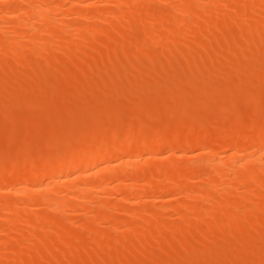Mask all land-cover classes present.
I'll use <instances>...</instances> for the list:
<instances>
[{
	"label": "rangeland",
	"instance_id": "374dc122",
	"mask_svg": "<svg viewBox=\"0 0 264 264\" xmlns=\"http://www.w3.org/2000/svg\"><path fill=\"white\" fill-rule=\"evenodd\" d=\"M60 0H53V4L54 5H56V4H60V5H62L61 7H62V12L60 11V10H55V12L54 13H50L49 15L54 19V20H52L53 21V25H54V23L55 22H57V20L59 21L60 19V23L61 22H66V23H68V25L66 26V29H62V30H65V31H63V32H65V33H63L62 32V30H58V31H56L57 33L59 32V34H58V36L60 35V38L58 37H56L55 38V36H51V35H55V32L54 33H52L51 31H50V33H48V31H45V30H43L44 32H41V33H43L42 35L43 36H41V37H43L44 38V40L45 41H49L48 42V45H46V47L45 48H47V47H49L50 48V46L52 47H54L55 49H56V51L55 50H53V47L52 48H50V51H51V54L50 55H52V56H55L56 57V55H58L59 57H60V60L58 61H56V60H54V62L55 63H53V61H52V64L51 65H48V64H50V62L48 63V62H46L45 60H46V58H45V60L44 59H42V58H39V57H27L28 55L27 54H25V56L26 57H23L22 55H20V56H17V54H12V55H1L0 54V80L5 76L6 77V75L5 74H7V73H9V74H12V73H23V74H25V72H28V74H30L31 72V70H33L36 66H39L40 67V69H41V71L42 70H44V73H45V76H47L48 78H46V80H41L40 78H38V77H35V76H33V75H31V80H29V81H27V83L26 84H22V85H18V86H16L15 87V85H16V83H15V81L13 82V80H12V82L13 83H15V85H14V87H12V88H10L9 86H8V84H10V83H12V82H7L6 83V86H8L9 87V91H7V93H2V92H4V91H2V92H0V93H2V95L0 94V199H2L3 201H7L8 202V200H9V202L10 201H12L13 203L14 202H16L15 204H16V206H18L19 208L18 209H20V210H22V209H24L25 207H27V205H30V203L29 202H27L26 200H28L29 198L31 199V198H34L35 197V199H32L33 200V202H32V205H30V206H28V208H27V210L25 211V210H23L24 212H20V210H17V208H16V210L17 211H14L15 210V208L14 207H16L14 204V209L12 210V208L11 207H9V208H11V210L10 209H8L7 207H6V209H5V207L4 208H0V228H1V226L3 227V225H7V226H5L4 227V229H7L8 228V225H10L9 223H11L12 225L11 226H14V227H16V230L14 229V231L13 230H11V232H14L13 234H17L16 236H20V231L18 232V229L20 230L21 229V232H24V230H25V228H26V230L28 229V228H30V229H35V230H32V231H34L33 233H36V232H38V233H36L35 235L36 236H40V237H42L40 234H42L41 232L39 233V230H40V228H39V230H37L36 231V228L34 227V226H32V225H36V224H38V223H35V221L34 220H30V218H32V215L35 217L34 219L36 220V218H37V220L39 221V222H41L40 220H41V218L40 217H42V216H44V214H46L47 212H50L49 210L51 209H49L48 208V206H50L48 203H46V201H45V203H44V200H43V196H45V195H47V196H49V195H52L53 193L52 192H49V193H47V191H50V190H48V187L50 186V184H52L53 183V180L51 181V179H50V177H45L44 178V180H40L41 182L43 181V184H44V186L42 185V187L41 186H39L38 187V190L36 191H30V196L28 197V196H23V194L21 193L22 192V189L26 186V182L25 181H23L22 180V176H20L19 174H17V173H15V172H18V173H21L22 175H23V173L25 174V172L24 171H26L27 173L29 172V171H27L29 168H33V166H34V169L40 164V163H42V162H44L43 160H42V162H41V158H43L44 156L46 157L47 156V158H45L46 160L49 158V161H51V160H55V159H57V156H59L60 154H62L63 156L64 155H68L69 153H72L73 151L75 152L76 150H81V148L83 149V148H85L86 146H89V145H91L92 143L93 144H95L96 145V143H95V141L96 142H98L99 141V143H101V142H107V141H110V143L111 142H113V141H117L119 138H120V136H121V134H122V136H124L123 135V132H124V130L126 131L125 133H129V134H131V137L130 138H128V140H132V139H134V138H136V137H138V136H135V133H137V132H145V133H148L149 134V132H150V135L152 134V133H156V134H160V135H155V137L153 136V139H156L157 137L156 136H158V138H159V136L160 137H162L161 139L163 140V142H159V145H161V146H159V147H157V148H155V149H144V148H142L141 150H140V148L137 150V153L136 154H138V155H141V156H143L142 157V159L141 160H143V162H144V159L145 160H148V165H146V166H144L142 169H140V173L139 174H142V175H138V179H139V183H138V180L136 181V186H139V184H141L142 185V183L143 184H145V183H153V181L156 179V180H158L159 178L158 177H161V175H158V172H160V170L162 169V168H164L165 166H167V165H169V164H171L173 161H179L180 160V162L183 164V165H185V163H186V165L184 166V167H186V166H189L190 168H194V166H196L197 165V163L196 162H198V164H199V161L201 162L203 159H205V157L207 156L206 154H207V152H208V150H212V152L213 151H215V152H217L218 153V155H219V151H222L220 154H221V156H219V157H222V160L224 159H226L227 158V156L228 155H230V153L232 152V150H230L229 149V147L228 146H225V140H226V138L227 139H231L232 137H234L235 138V140H237V142L239 143H241L242 144V142H243V136H248V135H246L247 133L249 134L250 132H251V134H252V132H253V130L254 129H258L259 130V128H262L263 126H264V62L263 63H261V62H258V60H257V62L255 61V60H253L254 58L253 57H255L257 54H259V52L256 54V51H254V46H250V48H254L253 50H251V52L250 51H245V54L243 55V56H245L247 53V55H246V58H247V60H246V58L244 57H242V55H240L241 57H242V59H240V58H237L236 59V49H235V47H233L234 46V44H236L235 46H237L238 44H242V43H245V41L246 40H250L252 37H253V35H254V37L252 38V40L251 41H255L256 42V40H262V39H264V25H263V23L262 22H264L263 20H264V16H263V18H261L262 16H261V14H263V13H260V12H264V10H261L259 13L260 14H258V16H257V18H259V24H258V29H256L257 31H259V29L261 30V31H259V32H257L256 30V34H254V31H253V33L251 34V33H249V32H247L246 33V31H244V28H242V27H240V29H243L242 31H244V33H242V31L239 29H234V28H239V27H232V26H240V25H243V27L245 26L244 24L247 22V19L245 18H243L242 19V17H238L237 15H238V12H236V11H239V9H236V7L238 8V7H240L241 6V4H240V6L238 5V3L237 4H235V2H233V4L231 3H228L227 2V4L226 5H230V7L232 8V7H234L235 6V8H232V9H230V7L228 6V8L227 7H225V8H227V9H225V11H221L220 13H218V12H216L217 11V9H216V7L213 9L212 7H213V5H212V3L210 2L211 0H196L197 1V4H196V6L200 9H198L197 8V12H199V11H201V10H203L204 11V9L207 11H201V13L199 12V15L200 16H198V14H197V16H196V18H194V19H197L196 21L193 19H191L190 21L192 22V26L190 25V21H189V24H188V26H187V24L186 25H183V24H178V26H179V31H180V33L178 32H176L177 34H175V31H176V29L177 28H175L176 26H174L173 25V22L171 23V21L169 22H167L166 23V19H163L162 17H160L161 18V20H164L165 21V23H163L162 24V22H164V21H162V22H160L161 20H159V16H163V15H161V14H159L158 12H156V11H158V10H156V9H159V8H163V7H167V8H169V7H171V6H167V3L168 2H170L171 0H168V1H166L165 2V0L163 1V0H154V4L151 2V3H148L146 0H145V2H143V4H145V3H148V4H153V6H151L152 7V9H154V11H152L151 9H150V7H149V9H150V13H152L151 15L152 16H150L149 15V13H148V15L150 16V17H152L153 19L156 17V15H159L157 18H158V21H157V23H155V25L154 26H156V24H157V26H160L161 24H162V29L160 30V33H162L163 32V30L165 31V32H170L169 30H168V26L170 25V27L171 28H174V30L172 29H170L171 30V32H173L174 34L173 35H171V34H168V32H167V34L165 35V32L164 33H162V34H164L165 35V38H167V40L169 41V42H164V44L163 43H161L162 45L160 46V44L159 45H156V46H154V47H152V49H145L144 51H135V47H134V43L133 42H135V41H137L138 40V38H140V36H141V34L143 35V33H140V31H141V29L139 28V27H141V26H138L139 24H141V22H144L142 19H145L146 18V16H148V15H146V16H144L145 18H143L142 16L143 15H140V11H141V13H142V8H141V6H140V4H141V2H142V0H141V2L140 1H137V0H134V1H136V4H138V2H139V4L137 5V6H135V4H133L132 3V0L131 1H129V2H127V0H124V3H126L125 5H123L124 3H121V5H115V3L113 4H110L111 2H113V0L110 2H108L107 0L106 1H104L103 2V0L101 1V0H87V2H81L80 4L81 5H79L80 7H77V6H73V3H77V0H68V1H63V0H61L62 1V3L60 2V3H56V2H59ZM90 1V2H89ZM99 1V2H98ZM121 1H123V0H121ZM126 1V2H125ZM173 1V0H172ZM171 1V2H172ZM195 1V2H196ZM202 1V2H201ZM205 1V2H204ZM244 1H246V0H244ZM8 2H10V3H8ZM70 2V3H69ZM73 2V3H72ZM157 2V3H156ZM199 2H201V3H199ZM209 2V3H208ZM13 3V4H12ZM23 3V4H22ZM83 3V4H82ZM90 4V5H88V4ZM102 3V4H101ZM118 4L120 3V0L117 2ZM130 3V4H129ZM131 3H132V6H130L131 5ZM135 3V2H134ZM162 3V4H161ZM177 3H179V2H176V4L174 3V1H173V4H171L172 6L175 4V5H177ZM12 4V5H11ZM64 4V5H63ZM92 4V5H91ZM107 4V5H106ZM164 4H166V5H164ZM17 5H18V7H26L27 6V4H25L24 2H22V1H17V0H0V7L2 8H0V25H2L1 27H0V30H2V31H0V37H3L2 39H3V41H6V40H4V38L6 39V37L8 36V38H9V36L12 38V36L13 37H15L14 36V34L15 33H13V32H15V30H11V29H13L14 27L16 28V26H17V24L19 23V25H21L20 24V20L22 21L23 19H25V21H27L28 19L30 20L31 18H28L27 16L25 17L24 16V14L22 13V12H20V13H17V12H19V11H15L14 13H13V10H14V8H17ZM82 5H83V7H82ZM87 5H88V7H87ZM129 5V6H128ZM146 5V4H145ZM5 6V7H4ZM91 6V7H90ZM119 6H120V8H122L121 10H120V8H119ZM135 6V7H134ZM8 7H10V9L8 8ZM73 8V15H72V13H71V16L69 17V16H67L68 18H66V15L64 16L63 14H64V11L66 10V9H70L71 10V8ZM105 7V8H104ZM109 7H111V8H109ZM129 7H132V9H134V11H135V9H137L136 11H139V13H137V12H134L132 9L130 10L129 9V11L127 10L126 11V9L127 8H129ZM156 7H159V8H156ZM202 7H204V8H202ZM4 8V9H3ZM64 8V9H63ZM77 9V11H76V9ZM91 8V9H90ZM99 8V9H98ZM102 8V10H103V12L104 13H106V16H104L105 14L100 10ZM108 9V10H104V9ZM210 8H212V9H210ZM241 8V7H240ZM9 9V10H8ZM75 9V10H74ZM90 9V10H89ZM100 11V12H102V13H100L99 14V12H98V10ZM113 11H112V10ZM4 10V11H3ZM64 10V11H63ZM156 10V11H155ZM166 10V9H165ZM212 10H216L215 12H213V14H212ZM236 10V11H235ZM2 11V12H1ZM10 11V12H9ZM76 11V12H75ZM83 11V12H82ZM106 11V12H105ZM114 12L115 14L114 15H112L111 14V12ZM116 11V12H115ZM118 11V12H117ZM132 11L134 12V15H133V13H132ZM163 11V10H162ZM226 11H228V14H227V12ZM231 11V12H230ZM90 12V15L88 14ZM120 12H121V14H120ZM208 12H211L210 14H209V16L208 15H206V13H208ZM2 13V14H1ZM10 13V14H9ZM57 13H59V14H57ZM75 13V14H74ZM80 13V14H79ZM92 13H93V15H92ZM96 13V15H97V13H98V15H97V18L99 17V15H103V16H101L102 18H106L105 20H100L99 18H98V20L95 18V17H93L94 16V14ZM110 13V14H109ZM124 13V14H123ZM128 15H127V14ZM130 13V14H129ZM232 13H235V14H232ZM18 14V15H17ZM82 14H84V15H82ZM138 14H139V16H138ZM204 14H205V16H204ZM212 14V15H211ZM217 14V15H216ZM218 14L220 15V17L218 16ZM222 14H223V19H222ZM17 15V16H16ZM23 16V18L22 19H20L21 18V16ZM82 15V16H81ZM88 15V16H87ZM118 15H120V17L121 16H123V17H127V19L126 18H121V20L119 19L120 17H118V18H116ZM153 15H155V17H153ZM204 17H203V16ZM233 15V16H232ZM236 15V16H235ZM260 15V16H259ZM12 16V17H11ZM87 16V17H86ZM107 16H109V17H107ZM111 16V17H110ZM113 16V17H112ZM140 16H141V18H140ZM216 16V17H215ZM227 16H229V17H227ZM240 16V15H239ZM20 17V18H19ZM74 17H75V21L73 20L74 19ZM77 17H78V19H77ZM85 17V18H84ZM89 17H90V19H89ZM132 17H134L133 19H136L134 22H132L133 20H132ZM135 17H139L141 20V22L138 24V22L139 21H137V18H135ZM225 17H227V18H231L233 21H236V24H234V25H230L231 24V22H228V21H225L226 20V18ZM51 18V19H52ZM72 20H71V19ZM91 18H93V19H91ZM128 18H129V20H128ZM156 18V19H157ZM201 18H203V20L204 21H202V19ZM206 18V19H205ZM57 19V20H56ZM82 19V20H81ZM96 19V20H95ZM107 19H108V21H107ZM111 19V20H110ZM156 19H154V21L156 20ZM209 19V20H208ZM230 19V20H231ZM263 19V20H262ZM12 20V21H11ZM32 20V19H31ZM30 20V22H32ZM77 20V21H76ZM94 20V21H93ZM123 20V21H122ZM127 20V21H126ZM132 20V21H131ZM139 20V19H138ZM147 20V19H146ZM149 20V19H148ZM147 20V21H148ZM200 20V21H199ZM207 20H208V22H210V26H209V24H208V22H207ZM223 20V21H222ZM227 20H229V19H227ZM244 20V21H243ZM10 21V22H9ZM15 21V22H14ZM55 21V22H54ZM102 21V22H101ZM117 21V22H116ZM136 21H137V24H136ZM146 21V22H147ZM153 21V20H152ZM151 21V18H150V21H148V23H142V25H146V24H154V23H151L152 22ZM215 21V22H214ZM219 21V22H218ZM4 22V23H3ZM6 22H8V23H6ZM24 22V21H23ZM29 22V21H28ZM58 22V23H59ZM79 22V23H78ZM101 22V23H100ZM120 22H122V23H120ZM126 22H127V25L130 27V25L131 26H137V27H135V28H131L130 29V31L128 30V29H126V28H129V27H126V26H124V25H126ZM150 22V23H149ZM158 22H160L161 24H159L158 25ZM196 22V23H195ZM215 23V25H213L214 23ZM220 22H222V23H220ZM243 22V23H242ZM22 23V22H21ZM73 23H75V24H73ZM85 23H86V25H85ZM123 23H124V25H123ZM132 23V24H131ZM134 23V24H133ZM170 23V24H169ZM187 23V22H186ZM240 23V24H239ZM242 23V24H241ZM101 24H103V25H101ZM130 24V25H129ZM193 24H194V26H193ZM217 24V25H216ZM229 25V28H228V26L225 28V26H222V25ZM3 25H4V27H3ZM8 25V26H7ZM18 25V26H19ZM69 25L72 27V28H70L69 27ZM75 25H77V27L75 26ZM89 25L91 26H98V29L100 28L99 27V25L102 27V28H100L101 29V31L102 32H99L98 33V30H96L95 32L96 33H93L94 35H92V37L90 38V40H92L93 41V43H92V41H90L91 43H90V45H89V42H87L88 43V45L89 46H87L86 44H83L82 43V33H83V31L85 32V30L83 29V28H86V30H88L89 28H87V27H89ZM105 25V26H104ZM108 25V26H107ZM118 25H123L122 27H123V29H122V27L120 26V28H119V26ZM163 25H164V27H163ZM168 25V26H167ZM180 25H183V26H180ZM219 25H221L222 27H224L225 29L223 30L222 29V27L221 26H219ZM6 26V27H5ZM73 26H75L74 28H73ZM84 26V27H83ZM118 26V27H117ZM174 26V27H173ZM198 26V27H197ZM204 26H206V30L204 29ZM209 26V27H208ZM217 26H219V27H217ZM44 27H46V26H44ZM69 27V28H68ZM105 27H107V28H105ZM114 27H116V30L114 29ZM124 27H126L125 28V30H124ZM166 27V28H165ZM186 27V28H185ZM200 27L202 28L201 29V31H200ZM212 29H211V28ZM2 28V29H1ZM3 28H4V30L5 31H13L11 34L10 33H7V35H5L6 33H4V35H2L3 33H1V32H3L4 30H3ZM8 28V29H7ZM76 28V29H75ZM78 28H79V31H78ZM80 28H81V30H80ZM104 28V29H103ZM111 28V29H110ZM139 28V29H138ZM143 28V27H142ZM165 28V29H164ZM181 28V29H180ZM185 28V29H184ZM208 28H210V29H208ZM222 29V31H221V29ZM229 30H231V28H233L231 31H229ZM48 29V28H47ZM46 29V30H47ZM67 29H69V30H67ZM83 29V30H82ZM113 29V30H112ZM133 29H135V30H133ZM138 29V30H137ZM50 30V29H49ZM76 30V31H75ZM112 30V31H111ZM115 30V31H114ZM122 30V32L123 33H125V34H123L122 33V35H120V31ZM128 30V31H127ZM137 30V31H136ZM143 30V29H142ZM167 30V31H166ZM185 30V31H184ZM192 30V31H191ZM198 32H197V31ZM204 32H203V31ZM208 30V31H207ZM226 30H228L229 32H226ZM234 30V31H233ZM4 31V32H5ZM8 31V32H9ZM68 31H72V33H69ZM182 31H183V34L187 37H185V36H181L182 34ZM193 31H195L198 35H200V33H201V35L202 34H204L203 35V37L200 35L199 37H200V39H199V37L197 36V34H195ZM26 32H27V30H26ZM28 32H29V30H28ZM26 33V35L27 34H30L31 33V30H30V32L29 33ZM34 32V31H33ZM76 32V33H75ZM80 32H82V33H80ZM116 32V33H115ZM118 32V33H117ZM142 32V31H141ZM156 32H159V29H158V31H156ZM155 32V33H156ZM188 32H190V33H188ZM208 32V33H207ZM216 32V33H215ZM221 32H225V34L227 35V37L228 38H224V39H226V41H224V40H219L221 37L220 36H222L221 34ZM235 32V33H234ZM25 33V32H24ZM48 34V36H46V34ZM60 33H62V35L60 34ZM74 33H75V35L76 34H78V35H76V38H75V35H74ZM140 33V34H139ZM194 33V34H193ZM207 33V34H206ZM249 33V36H252V37H250V39H249V37L247 36V34ZM258 33V34H257ZM34 34V33H33ZM33 34H31L32 36H33ZM66 34V35H65ZM95 34L97 35V36H95ZM116 34H118V35H120V36H122V37H120L119 38V36H115ZM180 34V35H179ZM187 34V35H186ZM193 34V35H192ZM206 34V35H205ZM263 36H262V35ZM25 35V34H24ZM31 35H27L29 38H31L32 36ZM41 35V34H40ZM57 35V34H56ZM79 35H81V36H79ZM90 35V34H89ZM109 35V36H108ZM140 35V36H139ZM163 35V36H164ZM168 35V36H167ZM169 35H170V37H169ZM176 35H179V36H181V37H179V36H177V37H175ZM226 35H224V33H223V36L224 37H226ZM244 35H246L245 37H244ZM256 35V36H255ZM6 36V37H5ZM21 36V35H20ZM23 36V35H22ZM63 36V37H62ZM124 36H127V37H124ZM167 36V37H166ZM189 36V37H188ZM222 36V37H223ZM28 37H25V36H23L22 38L21 37H19L18 36V39H17V37H16V39H17V41H22L23 43L24 42H26V40H28L27 38ZM46 37H50V39H48L47 40V38ZM53 37V38H52ZM67 37V39H65ZM70 37V38H69ZM73 37V38H72ZM77 37L79 38V39H77ZM220 37V38H219ZM241 37V38H240ZM242 37H244V39L245 38H247L246 40H244L243 39V41H242ZM61 38H64L63 40H65V41H63V40H61ZM93 38V39H92ZM111 38V39H110ZM123 38H124V40H123ZM134 38V39H133ZM164 38V40L166 41V39ZM187 40H186V39ZM1 39V38H0ZM1 39V40H2ZM14 40H15V38H13ZM21 39V40H20ZM56 39V40H55ZM59 39L62 41V43L64 42L65 44H66V46H64L62 43H60L61 41H59ZM69 39H70V43H72V42H74L75 40V44H83V45H85V47L87 46V47H89L88 49H87V52H85L84 50H86L85 48H83V52L82 51H80V53H78V51L77 50H80V49H76V51H77V53H76V51H75V48H73V47H70V46H68V42H69ZM71 39H74V41H72ZM121 39V40H120ZM170 39H171V44H173V46L175 47V48H177V49H175L173 46V48L174 49H169L168 47H170L171 46V44H170ZM173 39H174V41H173ZM177 39V40H176ZM181 41H179V40ZM211 39V40H210ZM228 39H229V41L230 42H228ZM256 39V40H255ZM8 40V39H7ZM12 40V39H11ZM109 40V41H108ZM112 40H115V42H116V40L117 41H120L118 44H119V48H120V46H121V49H119V48H116V49H119L117 52H113V53H110L109 52V49L107 48L108 47V45H110V43L112 42ZM126 40V41H125ZM218 40L219 41H222V43L221 42H219V43H221V45L220 46H218V45H216V44H218V43H216V42H218ZM239 40V41H238ZM242 42H241V41ZM78 41V42H77ZM95 41V42H94ZM125 41V42H124ZM179 42V44L180 43H185L184 45H180V47H179V45H177V42ZM188 41V42H187ZM264 40H262L261 41V50L263 49L264 50V45L262 46V44H264V42H263ZM57 42V43H56ZM81 42V43H80ZM114 42V43H115ZM257 42H259V41H257ZM257 42H256V44H257ZM263 42V43H262ZM47 43V42H46ZM50 43H54V45H50ZM108 43V44H107ZM124 44V45H120V44ZM169 43V44H168ZM200 43V44H199ZM231 43V44H230ZM61 46H60V45ZM74 44V45H75ZM107 44V45H106ZM113 44V42L111 43V45ZM134 44V45H133ZM166 44H167V46L168 47H166ZM187 44V45H186ZM258 44H260V42L258 43ZM50 45V46H49ZM73 45V44H72ZM127 45V46H126ZM130 45V46H129ZM133 45V46H132ZM165 45V46H164ZM118 46V45H117ZM159 46L161 47V48H159ZM182 46V47H181ZM216 46H218V47H216ZM223 46V47H222ZM231 46V47H230ZM67 47V48H66ZM166 47V48H165ZM209 47V48H208ZM215 47V48H214ZM225 47V48H224ZM233 47V48H232ZM57 48H58V51H57ZM67 50H66V49ZM71 48H72V54L70 53V51H71ZM155 48V49H154ZM157 48V49H156ZM169 49V51H171L168 55H169V58H170V55H171V58H174L175 60L174 61H176V62H174L173 60V64L171 65V66H167V67H165L166 66V64L169 62H167L166 64H164V60H163V64H162V62H160L161 63V66L163 65V68H164V70H163V68H162V70H160L158 67H160V66H156V68L158 69H155L154 70V68H153V66H149V65H147L146 64V61H147V59L149 60V59H151V58H154V57H159V56H163V57H166V54H167V50ZM230 48H232V51H231V49ZM250 48L248 49V50H250ZM256 48H258L259 49V47L258 46H256ZM68 49H70L69 51H68ZM115 49V50H116ZM235 49V50H234ZM46 50H48V48L46 49ZM52 50L55 52V53H53L52 52ZM132 50V51H131ZM172 50H173V52H172ZM179 50V51H178ZM262 50V51H263ZM49 51V52H50ZM61 53H60V52ZM110 51H111V49H110ZM129 51H130V53H129ZM152 51V52H151ZM177 51V52H176ZM201 51V52H200ZM254 51V52H253ZM66 52H68L69 53V55H70V57L68 56V54H65ZM74 52L76 53V54H74ZM85 52V53H84ZM105 52V53H104ZM139 52H140V54L142 55H144L143 57H141V55L139 54ZM197 52H200V53H198L199 55L200 54H202L203 55V60L202 61H205L204 62V65H203V67L205 68V69H207L208 68V70H207V72L209 71V69H211L210 70V74H207L206 73V76H203L202 75V72L204 71V68H202L203 69V71H200V69H201V67L202 66H200V64H199V62H200V59L198 60L199 62H198V64H197V58L196 59H194L195 61V63L198 65V67H200V69H198L196 66L194 67V68H196L195 70L197 71H199V72H201V74H199V76L200 75H202V76H200V77H207V75L211 78V74H212V77L213 78H216V80H213V79H210L211 81H213V82H211L209 79H207V78H205L208 82L210 81V83L209 84H207V86L204 84V83H206L207 81L206 80H204L205 82L203 83V81L201 82L200 81V78H197L196 77V75H197V73L195 74H192V75H195L194 76V78L193 79H191V77H189L190 78V80L192 81V83H194V86H195V88H196V85H198V84H200V85H198V86H201V88L202 87H204L203 85H205L206 86V88H205V91H204V93L203 94H201V95H198L197 93H198V91L197 90H193L192 89V87L190 86L191 85V83L190 84H185L187 81H189L188 79L189 78H186V76H185V78H184V83H179L180 81H177L179 84H183L182 86H184V91H183V93H182V91H181V93L180 92H178L177 90V92H175V88L173 87V85H175L176 86V83L175 84H173V85H171L170 83H172V82H170L169 81V83H167V85H166V83L165 84H162L161 82H160V84H162L161 86L160 85H156V89L154 88V85H155V83H154V85H152L153 86V88H154V90H155V92H153L154 94H152L151 92H149V96L151 95V96H153V97H147L148 96V94H146L147 96H139L140 94H143V92H145V93H147V89L149 88H147L146 86H149V84L151 83V84H153V82H154V78H156L155 79V81L157 82V79H159V81L161 80L163 83H164V81L163 80H165V79H167V81L166 82H168V79H169V77H171L172 78V76H174L175 77V75H176V71H177V68L178 69H182V68H186L185 66H186V64H187V62H186V58H189L187 61H189L190 59L192 60V58H190L194 53H195V55L197 56ZM133 53V54H132ZM150 53V54H149ZM173 53V54H172ZM226 53V54H225ZM233 53H235V56H232V55H234ZM54 54V55H53ZM67 56V57H69V58H67L65 55ZM111 54H113L112 56H111ZM120 54V55H119ZM137 54V55H136ZM214 54V55H213ZM255 54V55H254ZM19 55V54H18ZM71 55H72V57H71ZM80 57H79V56ZM99 55V56H98ZM15 58H14V57ZM47 56V55H46ZM62 56H65V57H62ZM195 56V57H196ZM226 56V57H225ZM248 56H250V57H248ZM19 57V58H18ZM48 57H49V55H48ZM47 57V58H48ZM59 57H56V59L58 58L59 59ZM86 57H87V59H86ZM105 57V58H104ZM110 57V59H111V62H110V60H108V58ZM168 57V56H167ZM200 57H202L201 55H200ZM205 57V58H204ZM230 58V62H231V59L233 60V59H235V61L233 60V65L231 64V63H228V60H227V58ZM233 57V58H232ZM235 57V58H234ZM257 57H260L261 58V56L260 55H257ZM23 58H24V60H23ZM28 58V59H27ZM80 58V59H79ZM107 58V59H106ZM123 58V59H122ZM159 58H161V57H159ZM185 58V59H184ZM194 58V57H193ZM250 58H253L252 60L253 61H255V64L254 65H256V67L258 68V72H256L255 74H257V75H255L254 73V75L251 73V72H253V70H254V66L252 67V69H251V72H249V71H247V73H246V70H248V69H244V63H245V68H246V62L247 61H249L250 60ZM259 58V59H260ZM18 59V60H17ZM30 59V60H29ZM32 59V60H31ZM40 59V60H39ZM54 59V58H53ZM84 59V60H83ZM163 59V58H162ZM165 59V58H164ZM239 59V60H238ZM244 59V60H243ZM255 59H256V57H255ZM52 60V59H51ZM101 60V61H100ZM166 60H168V59H166ZM239 62H238V61ZM240 60H242V61H240ZM252 60H250L249 61V64H251V65H253V63H252ZM264 60V59H263ZM50 61V60H49ZM64 61V62H63ZM139 61V62H138ZM141 61V62H140ZM162 61V60H161ZM238 62V64H236V67H237V69H236V67L234 66L235 65V62ZM245 61V62H244ZM11 62V63H10ZM115 62V63H114ZM127 62V63H126ZM148 62V61H147ZM166 62V61H165ZM178 62L179 63H182V64H184L183 62H185L186 64H185V66L184 67H180L179 65H178V67H176V70H175V67H173V66H176L177 64H178ZM191 62V61H190ZM192 62H193V60H192ZM242 62H244L243 64H242ZM140 63V64H139ZM151 63V62H150ZM172 63V62H171ZM171 63H169V64H171ZM174 63H176V65L174 64ZM200 63H202V62H200ZM224 63V64H223ZM248 63V62H247ZM256 63H259V64H256ZM54 64V65H53ZM117 64V65H116ZM139 64V65H138ZM192 63H190V65H191ZM227 64H230V66L232 67V72H233V66L235 67V70L237 71H234V72H236V73H231L233 76V78H232V80L231 81H229L228 79H227V76H225V77H219L218 75H217V77H219V78H217V77H215V75H213V73H212V71L213 72H215V74H216V71H219V72H221V71H223L222 70V68L224 67V70L225 71H223V72H228V73H230V71L229 70H227L226 71V67H227ZM239 64H241V65H239ZM248 64V65H249ZM18 65V66H17ZM151 65V64H150ZM152 65H154V64H152ZM189 65V66H190ZM247 65V66H248ZM251 65H250V67L249 68H251ZM35 66V67H34ZM48 66V67H47ZM149 66V67H148ZM187 66H188V64H187ZM193 66H194V63H193V65H191V68H193ZM229 66V67H230ZM42 67V68H41ZM143 67V68H142ZM154 67H155V65H154ZM228 67V68H229ZM239 67V68H238ZM37 68V67H36ZM35 68V70H33V71H36L35 73H39L40 71H38L39 69H36ZM49 69V71H51L50 72V74L52 75V77H51V75L50 76H48V73H47V75H46V72L48 71H46L45 72V69ZM74 68V69H73ZM144 68H146V69H144ZM161 68V67H160ZM28 69V70H27ZM108 69V70H107ZM118 69V70H117ZM170 69V70H169ZM219 69H221V71L219 70ZM244 70V72H245V74H243V70ZM97 70V71H96ZM158 72H157V71ZM187 70H189V71H192V70H190V69H188L187 68ZM250 70V69H249ZM135 71V72H134ZM159 71H162V73L161 72H159ZM184 71V70H183ZM182 70L180 71L179 70V72L177 73V75H179V74H181V73H183V75L185 74V72H183ZM30 72V73H29ZM43 72V71H42ZM42 72L40 73V74H36V76L38 75L39 77H43V75L44 74H42ZM181 72V73H180ZM205 72H206V70H205ZM205 72H203V73H205ZM219 72L217 73V74H219ZM249 72V73H248ZM33 73V72H32ZM186 73H187V71H186ZM189 73V72H188ZM188 73H187V77H188ZM193 73V72H192ZM228 73H227V75H228ZM8 74V75H9ZM16 74H14V75H16ZM190 74V73H189ZM223 73H220V75H222ZM249 74V76H247L246 77V75H248ZM14 75L12 76V77H14ZM27 75V74H26ZM138 75V76H137ZM176 75V76H177ZM191 75V74H190ZM189 75V76H190ZM191 75V76H192ZM225 75V74H224ZM224 75H222V76H224ZM230 75V74H229ZM242 75V76H241ZM245 75V76H244ZM19 75H17V77H18ZM21 76V75H20ZM25 76V75H24ZM24 76H22V78L24 77ZM30 76V75H29ZM95 76V77H94ZM131 76V77H130ZM181 76L182 75H180V76H178L179 78H181ZM198 76V75H197ZM9 77V76H8ZM33 77H35V78H33ZM41 77V78H42ZM178 77H176L177 79H178ZM9 78H11V77H9ZM8 78V79H9ZM21 78V77H20ZM26 78V77H25ZM25 78H23L24 79V81H26L27 79H29V78H27V79H25ZM98 78V79H97ZM135 78V79H134ZM182 78V79H183ZM246 78V79H245ZM40 79V80H39ZM174 80H175V82H176V79L175 78H173ZM172 79V80H173ZM182 79H180V80H182ZM187 79V80H186ZM240 79H242V80H244L243 81V83L241 82L240 83ZM5 80H7V79H4V81ZM110 82H109V81ZM179 80V79H178ZM202 80V79H201ZM222 80V81H221ZM8 81V80H7ZM19 82L21 81V80H18ZM17 81V82H18ZM23 81V82H24ZM112 81L114 82V84L112 83ZM126 81V82H125ZM153 81V82H152ZM159 81H158V83L157 84H159ZM190 81V82H191ZM18 82V83H19ZM150 82V83H149ZM5 83V82H4ZM25 83V82H24ZM149 83V84H148ZM174 83V82H173ZM229 83V84H228ZM236 83V84H235ZM247 83V84H246ZM107 85V87L106 86H104V85ZM121 84V85H120ZM148 84V85H147ZM168 84L169 85H171L172 87H171V89H170V87L169 88H166L167 86H168ZM0 85H4L3 84V82H0ZM236 85V86H235ZM102 86V87H101ZM152 86L150 85V87L152 88ZM179 86H181V85H178V87ZM197 86V87H198ZM1 87V86H0ZM3 87V86H2ZM80 87H83L82 88V90H80ZM88 87H89V89H88ZM133 87V88H132ZM158 87V88H157ZM234 87V88H233ZM4 88V87H3ZM84 88H87L89 91H90V93H91V90L90 89H93V95H97V94H99V95H97L96 97L98 98V97H100V98H98L97 99V101H99V99H100V101L99 102H95V100H94V102L93 101H91V99H95V98H93L94 96L92 95V96H90L89 94L90 93H88L89 91L88 90H86V89H84ZM146 88V89H145ZM160 88V89H159ZM182 88V87H181ZM194 88V87H193ZM194 88V89H195ZM4 89H7V88H4ZM76 89H78L77 90V92H79V93H77L75 90ZM83 89L85 90V91H83ZM115 89H116V91H115ZM120 91H119V90ZM157 89H159V90H157ZM169 89H170V91H169ZM200 88H198V90H199ZM203 90H204V88H202ZM1 90V89H0ZM145 90V91H144ZM150 90V89H149ZM168 90V92L170 93V94H172L171 93V91L173 92V95H172V97L170 98V97H168V95H166L165 94V92ZM174 90V91H173ZM182 90V89H181ZM193 90V91H192ZM202 90V91H203ZM80 91H81V93H80ZM94 91H97V94H96V92H95V94H94ZM107 91V92H106ZM118 91H119V93H118ZM139 91V92H138ZM190 91V92H189ZM197 91V92H196ZM202 91H200L201 93H202ZM167 92V94H169ZM144 93V94H145ZM155 93L156 94H159L158 96L157 95H155ZM174 93H175V95H174ZM180 93V94H179ZM194 93H195V95H194ZM74 94V95H73ZM81 95V96H79V95ZM92 94V93H91ZM143 94V95H144ZM161 94V95H160ZM178 94V95H177ZM200 94V93H199ZM78 95V96H77ZM102 95V96H101ZM88 96H89V98H88ZM156 96V97H155ZM167 96V97H166ZM206 96V97H205ZM85 98H86V102H85ZM102 98V99H101ZM191 98H192V100H191ZM121 99V100H120ZM158 99V100H157ZM84 102H83V101ZM103 100V101H102ZM61 103H60V102ZM211 103H210V102ZM209 102V103H208ZM87 103V104H86ZM93 103V104H92ZM89 104V105H88ZM130 104V105H129ZM161 104H163V105H161ZM206 104V105H205ZM175 105V106H174ZM188 105H189V107H188ZM163 107V108H162ZM209 107V108H208ZM185 108V109H184ZM53 110V111H52ZM130 113H129V112ZM152 111V112H151ZM124 112V113H123ZM174 112V113H173ZM178 112V113H177ZM187 112V113H186ZM201 112H202V114H201ZM251 112V113H250ZM254 113H255V115H254ZM29 115V116H28ZM172 115V116H171ZM161 117V118H160ZM174 118V119H173ZM178 118V119H177ZM29 119V120H28ZM41 119V120H40ZM172 119V120H171ZM180 119V122H178V120ZM158 120V121H157ZM162 120V121H161ZM150 121V122H149ZM207 121V122H206ZM141 123V124H140ZM151 123H153V124H151ZM155 123V124H154ZM178 124V125H177ZM127 126V127H126ZM139 126V127H138ZM182 126V127H181ZM114 128H116L115 129V131L114 132H112L113 131V129ZM122 128V129H121ZM190 128H192L194 131H192V133H195L196 131H198L197 133V136L195 135H192V133H188L189 132V129ZM202 128V129H201ZM249 130H248V129ZM117 129H118V131H117ZM134 129H135V131H134ZM173 129V130H172ZM191 129V130H192ZM201 129V130H200ZM257 129L255 130V131H257ZM168 130V131H167ZM187 130H188V132H187ZM191 130H190V132H191ZM164 131V132H163ZM183 131V132H182ZM21 132V133H20ZM158 132V133H157ZM206 132V133H205ZM112 133V134H111ZM127 133V134H128ZM254 133V132H253ZM147 134V136H149V137H151L152 138V136H150V135H148ZM170 136H169V135ZM189 134H190V136H189ZM200 134H202V135H200ZM204 134V135H203ZM234 134V135H233ZM126 135V134H125ZM137 135V134H136ZM140 135V137L141 136H143V135H141V134H139ZM186 135H187V137H186ZM225 135V136H224ZM236 135H237V137H236ZM127 136V135H126ZM125 136V137H126ZM132 136H134L133 138H132ZM231 136V137H230ZM250 136V135H249ZM125 137H123V138H125ZM144 137H146V135L144 136ZM164 137V138H163ZM191 139V145L188 147V146H186V147H188V149H186L187 151H185L184 149H182V148H176V146H177V143L178 142H181V140H182V142L181 143H183V142H187L186 141V138L189 140V138ZM203 137H204V139H203ZM230 137V138H229ZM132 138V139H131ZM233 138V139H234ZM237 138V139H236ZM242 138V139H241ZM104 139L106 140V141H104ZM127 139V138H126ZM232 139V140H233ZM241 139V141H238V140H240ZM101 140V141H100ZM103 140V141H102ZM159 140V139H158ZM161 140V141H162ZM177 140H178V142H177ZM206 140V141H205ZM119 141V140H118ZM117 141V142H118ZM152 142H154L153 140H151ZM160 141V140H159ZM171 141V142H170ZM190 141V140H189ZM245 141V140H244ZM204 142V143H203ZM208 144H210V145H208ZM221 142H222V144H224V149H222L221 148V146L223 147V145L221 144ZM227 142V141H226ZM228 142H229V140H228ZM116 143V142H115ZM162 143V144H161ZM239 143V144H240ZM244 143V142H243ZM89 144V145H88ZM179 144V143H178ZM190 144V143H189ZM198 144H200V145H198ZM208 146H207V145ZM228 145H229V143H227ZM246 144H247V146H249L248 148L244 145V149L245 150H248L247 152H251L252 153V151H256L257 150V148L256 147H252L251 145H254V146H256L255 144H250L249 145V142H247L246 141ZM169 145V146H168ZM174 145H176V146H174ZM178 146H180V144L178 145ZM203 146V147H202ZM213 146V147H212ZM214 146H216L215 148L217 149V150H215V149H211V148H214ZM219 146H220V148H219ZM250 146L252 147L251 149H250ZM41 147H43V148H41ZM90 147V146H89ZM156 147V146H155ZM174 148L175 147V149H173L172 150V148ZM227 147H228V150H226L227 149ZM246 147V148H245ZM258 147V146H257ZM79 148V149H78ZM203 148V149H202ZM161 149H162V151H161ZM184 150V151H180V150ZM222 149V150H221ZM42 150V151H41ZM44 150H46V151H48L47 153L46 152H44ZM51 150V151H50ZM151 150H153V151H151ZM167 150V151H166ZM207 150V151H206ZM219 150V151H218ZM226 150V151H225ZM231 152H230V151ZM252 150V151H251ZM146 151L148 152V151H150V152H148V153H146ZM189 151V152H188ZM144 152V153H143ZM152 152V153H151ZM123 153L124 152H119V153H117V158H115L114 160H112V161H109V163L108 162H106L104 165L105 166H110L109 168H112V170H119V168H120V165H121V156L123 155ZM202 153V154H201ZM211 153V152H210ZM225 153V154H224ZM59 154V155H58ZM124 154H127V153H124ZM173 154V155H172ZM190 154V155H189ZM199 154V155H198ZM62 155H60L59 157H61ZM176 155V156H175ZM206 155V156H205ZM227 155V156H226ZM127 156H129V155H124V156H122V158H124L125 160H128L129 159V157H127ZM155 156V157H154ZM171 156V157H170ZM177 156H178V158H177ZM179 156H181L180 158H179ZM187 156V157H186ZM56 157V158H55ZM58 157V158H59ZM127 157V158H126ZM36 158V159H35ZM40 158V159H39ZM149 158H151V160H149ZM203 158V159H202ZM44 159V158H43ZM44 159V160H45ZM51 159V160H50ZM184 159V160H183ZM191 159V160H190ZM194 159V160H193ZM202 159V160H201ZM46 160H45V162H46ZM124 160V161H125ZM173 160V161H172ZM193 160V161H192ZM199 160V161H198ZM47 162H48V160H47ZM46 162V163H47ZM52 162V161H51ZM142 162V163H143ZM191 162V163H190ZM34 163H35V165H34ZM37 163V164H36ZM111 163V164H110ZM140 163V162H139ZM49 164V163H48ZM136 164H138V162L136 163ZM211 164V163H210ZM207 165V167H211V165ZM21 165V166H20ZM33 165V166H32ZM116 165H119L118 167L119 168H117L116 167ZM116 168H115V167ZM137 166V165H136ZM140 166H142L141 164L139 165L138 164V167H140ZM15 168V169H14ZM31 168V169H32ZM147 168V169H146ZM145 169V170H144ZM33 170V169H32ZM111 170V169H110ZM132 170V169H131ZM31 171V170H30ZM155 171V172H154ZM195 172V171H194ZM225 172V171H224ZM224 172H223V175L224 176H226V175H228V177L230 178V176H233V177H235L234 175H232L231 173H229V174H231V175H229V174H227L228 172H225L226 173V175L224 174ZM195 173H197V172H195ZM201 173V172H200ZM200 173H198V174H200ZM159 174H161V173H159ZM182 174V173H181ZM191 174H193L194 175V173H192L191 172ZM190 173H188V175H186L187 177H190V175H191ZM203 174V173H202ZM10 175H11V177H10ZM101 175V176H100ZM100 175H93V177H92V175H90V177H88L89 178V180H88V178H84V180L83 179H81L78 183H81V181H83L82 183L83 184H85V183H87V182H89L90 181V179H91V183H93L94 182V180L96 181V182H98L99 180H100V178H99V176L100 177H102V176H104L105 174H100ZM155 175H156V178H155ZM157 175H158V177H157ZM185 175V174H184ZM222 175V178L221 179H219V183H221V184H219L218 185V187H220L218 190H217V192H216V190L213 188V187H211V188H213V189H208V184H207V187L205 186L206 185V183H207V181H205L206 180V176L203 174V177H206L205 178V180H203L202 178H199V177H196V178H190L191 179V182H187V185H185V186H183L184 184H186V182L184 183V181L183 180H185V178H187L186 176H185V178H183V180H182V178L180 179L179 178V181H181V183H179L178 182V184H179V186H178V184H177V187L178 188H172V189H169V190H163V191H160V193H159V191H158V193L156 192V191H152V190H150V192H143V194H146V195H142V196H140L141 198H137V199H135V200H133V202L131 201V203H127V202H124V191H122L123 193L122 194H120L119 192L117 193V194H113V191L111 192V190H107L108 191V193H106V192H102L101 193V191L98 193V192H96L95 194L93 193V197L95 198V199H97L98 200V198H100V199H102V201L103 202H105L104 200H110V201H108V202H110V203H113L114 204V202H116L115 204L117 205H120V206H125V208H128V212L126 211V212H124V213H121L120 212V210L116 207V209H118V210H115V208H113V211H114V213H112V211H111V213L112 214H109V212H108V214L109 215H113L114 217H115V220H116V222H117V225L115 224V223H111V222H113V221H107L106 223H108V224H104V222L103 223H101L100 225H99V223H97L98 224V226H96L95 225V227H94V225H93V227L97 230L98 229V231H96V230H94V231H96L95 233H94V231L91 233L90 231H89V229L88 228H86L85 226H87V225H85L84 226V222H88V220L90 219V218H92L91 217V214L94 216L95 214H94V212L93 211H95V209L97 208L96 206H94L95 204L93 203V205L91 204L90 206H87L88 207V210H82V209H80V211H78V210H76L77 212H64L63 214L62 213H56V214H54L53 212H50V213H53V214H51L50 216H55L56 218H54L53 216L52 217H48L49 218V220H51L50 222H49V224L50 223H52V224H54V225H49V227H50V229L51 230H49L48 228L49 227H47V228H45L44 229V227L45 226H43L42 224H40V225H42L43 227H41L42 228V230L44 231H42L43 232V234H45V235H47L46 237H47V239L49 240V238L48 237H51L50 239V242H52V243H50L47 239H45V237L43 236L42 237V239H44V240H46L47 241V243L45 244H39V242L37 241V239L35 240V238H36V236L34 235V234H32V236L30 237L31 239H32V241H30V243H29V240L28 241H22L23 242V246L20 244L21 243V241H20V243H18L17 241L19 240V239H17V241L15 242V241H13V240H15V238H16V236H12V237H8V234L7 233H4V234H7V235H4V234H0V236H1V238H0V249H1V254H2V258H0V264H27V259H28V257H27V253H28V255H29V263L28 264H31V263H33V264H39V263H41V264H89L88 262L90 261V258L92 257V259L93 260H97V262L99 261V263L98 264H100L101 263V261H104L105 259H104V257L105 258H107V256H108V259L112 262V263H110V264H159L158 262H157V258H159V257H161V258H164V261H165V263H164V261L162 262V260H161V262H162V264H206V263H204L205 261H203L201 258H204V256L201 254L202 252V249H201V251L199 250L200 249V247H204L205 248V246L203 245V243L205 244V245H207L208 243L207 242H204L205 240H212L213 238H208V237H205L204 236V234L205 233H207V232H205V230L207 229L208 230V228H207V225L210 223L211 224V221L212 220H214V219H211V218H209L210 216H205V217H203L204 219H202V220H199V219H194V220H192L193 222H191V223H193L194 225H190V224H187V226L189 227V228H185V227H182V226H180L179 228L181 229V227L183 228V230H181L180 231V229L179 228H177V230L178 231H180L179 233H178V231H172V229L171 228H169V227H172V225L174 226L173 228V230H175V228H176V226L178 225V221L180 222V220H178V219H180L179 217V212L178 211H180L181 210V212L180 213H182V211L183 212H186L187 214H188V216L190 215V214H192V213H190V211L191 210H189V209H187V208H185L186 206H190L191 205V201H192V204H195L196 203V201L198 202V200L196 199V198H194L193 196H195V194L193 195V196H191V197H193L194 199H190V197H188L189 195H186V194H188V193H190L191 195L193 194V191H196V192H204V191H206V192H204V193H208V191L210 190V191H212V194H211V192H209L208 194H210V195H212L211 197H213L212 199H210L209 200V202H207L206 200L205 201H203V202H199L198 204L200 205V207H202L203 208V206H204V208L206 207V210H207V207L208 208H210L211 207V205H212V203H215V205H216V207L218 206V212H216V208H214L215 209V213H216V215L218 216V214H220L221 212H222V207H220L219 205H217L219 202L216 200L217 199V197H219V198H221V196H222V193L224 192H226V191H228L229 190V187H230V189H231V187H233L236 191H235V193H234V195L236 196V195H239V196H237V197H240V198H244L245 196H248L249 195V190H247L248 189V186H246L247 188H245L243 185H240V184H238V183H235V182H233V181H236V179L235 178H237V176L234 178V180H233V178H231V179H229V181L230 180H232L229 184H228V180L224 177ZM19 176H20V178H19ZM47 176V175H46ZM51 176V175H50ZM141 178H140V177ZM145 177V178H143V177ZM148 176V177H147ZM154 176V177H153ZM199 176V175H198ZM151 177V178H150ZM177 177V176H176ZM176 177H175V179H176ZM181 177H183V176H181ZM224 177V178H223ZM147 178V179H146ZM213 178V177H212ZM211 178V179H212ZM85 179L86 180H88V181H85ZM93 179V180H92ZM130 179V178H129ZM141 179H143V180H145V181H143L142 180V182H141ZM189 179V180H190ZM194 179V180H193ZM196 179V180H195ZM262 179H264V178H262ZM151 180V181H150ZM188 180V178L186 179V181ZM202 180H203V182L204 183H202ZM224 180V181H223ZM13 181V182H12ZM47 183H46V182ZM49 181V182H48ZM175 181H178V179L177 180H175ZM183 181V182H182ZM222 181V182H221ZM226 181V182H225ZM10 182V183H9ZM40 182V183H41ZM52 182V183H51ZM85 182V183H84ZM145 182V183H144ZM223 182H225V183H223ZM38 183H39V181H38ZM48 184V186L46 185V184ZM115 182H113V184H114ZM177 183V182H176ZM209 183V185H210V182H208ZM236 185V188L234 187V186H231V184L232 185H234V184ZM263 183H264V180H263ZM83 184H81V185H83ZM111 184V183H110ZM113 184H111L110 186L112 187V186H114ZM126 184H129V185H132V181H131V179H130V181L129 180H127V182H126ZM199 184V185H198ZM202 184H205V185H202ZM239 186H238V185ZM250 184V183H249ZM255 182H253L252 184H250V185H252L253 187V191H254V189H255V185H256V188L259 186L258 184H255ZM10 185V186H9ZM14 185H15V187H14ZM180 185H182L183 187H181ZM250 185H249V187H250ZM21 186V187H20ZM228 186V187H227ZM19 187V188H18ZM200 187V188H199ZM205 187V188H204ZM225 187H227V188H225ZM243 187V188H242ZM11 188V189H10ZM46 189V191H43V190H41V189ZM185 188V189H184ZM204 188V189H203ZM217 188V187H216ZM232 188V189H233ZM190 189V190H189ZM198 189H200V190H198ZM203 189V190H202ZM224 189V190H223ZM233 189V190H234ZM245 189V190H244ZM250 189V188H249ZM1 190L2 191H8L7 193H3V192H1ZM21 190V191H20ZM41 190V191H40ZM192 190V193L190 192ZM221 190H223V192L221 191ZM238 190H239V192H238ZM248 192H247V191ZM251 190V189H250ZM20 191V192H19ZM69 190H67V192H68ZM168 191V192H167ZM173 192V194H172V192ZM189 191V192H188ZM257 191H259L258 189L257 190H255V192H257ZM40 192H43V193H40ZM64 192V191H63ZM66 191L64 192L67 196L71 193L70 191H69V194L67 193ZM196 192H194V193H196ZM234 192V191H233ZM3 193V194H2ZM110 193V194H109ZM115 193V192H114ZM153 193L155 194V197L153 196ZM167 193V194H166ZM220 193H221V195H220ZM42 194H43V196H42ZM65 194H62V196H64ZM120 194V195H119ZM151 194V195H150ZM167 196H166V195ZM170 194V195H169ZM173 196H172V195ZM219 194V195H218ZM243 194V195H242ZM246 194V195H245ZM35 195V196H34ZM37 195V196H36ZM65 195V196H66ZM114 195V196H113ZM156 195H159V196H156ZM169 195V196H168ZM218 195V196H217ZM13 196V197H12ZM32 196H34V197H32ZM40 198H39V197ZM97 196H98V198H97ZM139 196V195H138ZM152 196V197H151ZM243 196V197H242ZM11 197V198H10ZM107 197H108V199H107ZM110 197V198H109ZM116 197V198H115ZM236 197V200H239L240 198H237ZM28 198V199H27ZM218 198V199H219ZM223 198V197H222ZM221 198V199H222ZM100 199H99V201H100ZM114 199V202L112 201ZM31 200V201H32ZM96 200V201H97ZM162 200V201H161ZM191 200V201H190ZM196 200V201H195ZM211 200H213V201H215L216 200V202H212ZM223 200V199H222ZM30 201V202H31ZM35 201V202H34ZM101 201V202H102ZM112 201V202H111ZM150 201V202H149ZM184 202V206H183V203L182 202ZM194 201V202H193ZM212 203H211V202ZM219 201H221V200H219ZM224 201V200H223ZM241 201V200H240ZM25 202H27L28 204L26 205V203ZM41 202H42V204H41ZM118 202V203H117ZM143 202V203H142ZM167 202V203H166ZM11 203V202H10ZM23 203H25V204H23ZM153 203V204H152ZM179 203V204H178ZM204 203V204H203ZM208 203V204H207ZM35 204V205H34ZM169 204V205H168ZM178 204V205H177ZM181 204V205H180ZM186 204V205H185ZM188 204V205H187ZM190 204V205H189ZM202 204H203V206H202ZM248 203H246V205H247ZM20 205V206H19ZM46 205V206H45ZM161 205V206H160ZM177 205V206H176ZM25 206V207H24ZM92 206V207H91ZM145 206V207H144ZM165 206V207H164ZM174 206V207H173ZM213 206H214V204H213ZM212 206V207H213ZM22 207V208H21ZM45 207V208H44ZM51 207V206H50ZM89 207H90V209H89ZM136 207V208H135ZM175 207L177 208L176 209V211L174 210L175 209ZM179 207H181V209L179 208ZM210 208V209H213V208ZM43 208V209H42ZM86 208V207H85ZM95 208V209H94ZM161 208V209H160ZM173 208V209H172ZM4 209V210H3ZM34 209H36V210H34ZM41 211H40V210ZM94 209V210H93ZM135 209H136V211H135ZM140 209V211H138ZM141 209H143V210H141ZM147 209V210H146ZM178 209H180V210H178ZM188 210V211H185V210ZM209 209V210H210ZM221 209V210H220ZM35 212H34V211ZM43 210V211H42ZM82 210V211H81ZM156 210H157V213H156ZM11 211V212H10ZM13 211V212H12ZM29 211V212H28ZM33 211V212H32ZM134 211V212H133ZM167 211V212H166ZM219 211H220V213H219ZM264 210H261V213H260V211L257 213V214H255L256 216L254 217V216H252L251 218V220H250V222H251V226H250V223L249 224H247L248 226H247V228H243L241 231H239V233H238V235H239V237L238 238H240V234L241 233H243L242 231H244V232H246L245 230L247 229V235H248V238L247 237H245V238H247V239H245L243 236V238L241 239L240 238V240H236L235 241V239H234V245H235V247L234 248H236L237 249V251L238 252H240L239 254L241 255V256H239V254L238 255H236L235 253H233L234 254V256L232 255V254H230V252H227V254L229 253L230 255L228 256H225V257H221L218 261H217V259H216V261L217 262H215V263H217V264H231V262H233V264H237V263H239V262H237L236 260H239L240 262L243 260L244 261V263H242V264H264V250L261 252V253H257V252H254V251H257L256 250V248L255 247H257V246H259V245H263V243H264V239H263V237H264V212H263ZM2 212V213H1ZM7 212H10V213H7ZM16 212V213H15ZM27 212V213H26ZM59 212H61V211H59ZM84 212H86V213H84ZM130 212V213H129ZM147 212H149V213H151V216H152V214H154L155 215V217H157L156 219L157 220H155V225L153 226H151L150 224L152 223V222H150V220H151V218H152V220L154 221V217H149V221L148 222H150V223H147V222H144V220H143V217H141V218H139V214H146V216H147ZM33 213V214H32ZM71 213V214H70ZM84 214V216H83V214ZM95 213H96V211H95ZM129 213V214H128ZM136 215H135V214ZM139 213V214H138ZM168 213V214H167ZM218 213V214H217ZM30 214H31V216H30ZM57 214H61L62 216H58ZM90 214V215H89ZM131 214V215H130ZM133 214V215H132ZM263 214V215H262ZM3 215V216H2ZM8 215V216H7ZM23 215V217H25V216H27L28 218H25L27 221H29V223H27V224H25V223H22L21 221V218H19V217H21ZM37 215H40V217H37ZM69 215V216H68ZM153 215V216H154ZM157 215V216H156ZM169 215V216H168ZM172 215V216H171ZM215 215V216H216ZM6 216H7V218L9 217V218H11V216H13L11 219H13L11 222H9L11 219H9L8 218V220L7 219H4V217L6 218ZM58 216V217H57ZM66 216V217H65ZM71 216H72V218H71ZM120 216V217H119ZM145 216V217H146ZM149 216H150V214H149ZM158 216H160V218H158ZM191 216V215H190ZM189 216V217H190ZM193 216V215H192ZM214 216V215H213ZM16 217V218H15ZM18 217V218H17ZM70 217V218H69ZM89 217V218H88ZM58 218H60L61 219V221H60V219H58ZM138 218H139V220H138ZM148 218V217H147ZM191 218V217H190ZM23 219V218H22ZM25 219H23L24 221H25ZM56 219H57V221H56ZM64 219H66L65 220V222H64ZM69 219V220H68ZM72 219V220H71ZM76 219L78 220V223H77V221H76ZM123 219V220H122ZM142 219V220H141ZM161 220V222H162V219H164L163 220V224L162 223H160V222H157L158 220ZM168 219H170V220H168ZM172 219V220H171ZM5 220H7V222L5 221ZM16 220V221H15ZM19 220H21V221H19ZM86 220V221H85ZM113 220H114V218H113ZM114 220V221H115ZM159 220V221H160ZM166 220V222H165V225H164V221ZM2 221V222H1ZM19 221V222H18ZM63 221V222H62ZM68 221V222H67ZM73 221V222H72ZM76 221V222H75ZM79 221H80V223L81 224H79ZM199 221V222H198ZM206 221V222H205ZM208 221H209V223H208ZM253 221H255L254 223H253ZM16 222V223H15ZM37 222V221H36ZM43 222V224H45L46 223V221H45V223H44V220L42 221ZM41 222V223H42ZM67 222V224L68 223H71V224H69V225H72L71 226V228L73 227V225L76 223L77 225H74V227L75 226H77L78 227V225H79V227H81V225H82V227H83V229H82V231H89L88 233H86L85 231L84 232H82V231H79L78 229H77V227H73V231H76V232H78L79 231V234H81L80 232H82V234H81V236H83V235H85V237H84V241H83V243L81 244L80 242H82L81 240H80V242H79V240H77L79 243H77L76 241H73V243H71L72 245L73 244H77V246L76 247H72L71 246V244H70V246H65V248L67 249H65V248H63V250H65L64 251V253H63V250L62 251H60V252H62V254L61 255H59L60 254V252L58 251V249L57 250H55V247L56 248H58V247H62V243H61V241H60V238H63V237H60L59 239H57L58 238V236L60 235V234H62V233H64V231H62V233H60L59 231L62 229L63 230V228H61L62 226L63 227H66V228H70V226H68L67 224H65ZM86 222V223H87ZM138 222V223H137ZM142 222H143V224H142ZM59 223H63V224H61L62 226H60V224ZM83 223V224H82ZM121 223H122V225H121ZM128 223H132V224H128ZM135 223H137V224H135ZM147 223V224H146ZM158 223V224H157ZM166 223H167V225H166ZM168 223H170V224H172V225H170L169 227H168ZM255 223H257V224H255ZM14 224V225H13ZM32 224V225H31ZM46 224H48V223H46ZM56 224L58 225L56 228H57V232H56V230L55 229H53V227L54 226H56ZM113 224H115V227H114V225ZM126 224H128V226L126 225ZM147 226H146V225ZM149 224V225H148ZM153 224V223H152ZM161 224H162V227H161ZM30 225L32 226V227H34V228H32V227H30ZM39 225V224H38ZM66 225V226H65ZM113 227H112V226ZM131 225H133V226H131ZM142 225V226H141ZM158 225V227H156ZM199 225H201V227L199 226ZM17 226H19L18 228H17ZM21 226H23L24 228H22ZM48 226V225H47ZM131 226V228H133V227H135L137 230L140 228V230H141V232H143V236L141 235V234H139V232L137 233V235L138 236H141L142 237V239L143 240H145V243L146 244H144V241H142L141 239H139L138 238V241H140V243H142V245L137 241V243L138 244H140V246H143V250L141 251V249H139L138 248V246H137V244L135 243H133L134 242V239L136 238V233H135V231H136V229L135 228H133V229H135V231L134 232H132V234H133V237H131L132 236V234L130 235V236H128V231H129V227ZM161 228H160V227ZM168 227L167 229L166 228H164V227ZM186 226V225H185ZM7 227V228H6ZM13 227V228H14ZM21 227V228H20ZM39 227V226H38ZM52 227V228H51ZM60 227V228H59ZM108 227V228H107ZM121 227V228H120ZM139 227V228H138ZM141 227H142V229H143V227H144V229H143V231H142V229H141ZM147 227V228H146ZM246 227V226H245ZM84 228H86V229H84ZM93 228V229H94ZM158 228H159V230H158ZM10 229H12V227L10 228ZM53 229V230H52ZM100 229V230H99ZM120 229V230H119ZM156 229V231L155 232H153L152 230H155ZM165 231H164V230ZM169 229H171V230H169ZM192 231H191V230ZM222 229V228H221ZM48 230V231H47ZM126 230H127V233H125L126 232ZM130 230H132V229H130ZM146 230H147V232L148 231H152L151 233V235L150 236H153V235H155V237L153 236V237H151V238H148V237H150V236H148L147 238H146V233L144 234V231L146 232ZM161 230H162V232H161ZM186 230V231H185ZM201 230V231H200ZM206 230V231H207ZM216 230H217V228H216ZM215 230V228H214V230L212 229L211 231L209 230L208 231V233L207 234H209L210 233V237H214V240L215 239H218V237H219V239H221V240H217V242L215 243V247H217L218 249L219 248H222V249H225L226 250V248H228V249H231L230 248V246L232 245L231 243H229V242H227V241H229V240H227V239H230V240H232V237L233 236H236L237 237V233H233L232 234V237L231 236H227L226 237V235H225V233H224V231L226 230L227 231V229H225L224 228V231L222 232L220 229H218L217 231ZM28 231V230H27ZM100 231V232H99ZM110 232V233H108V232ZM123 231V232H122ZM159 231V232H158ZM163 231L164 232H167V231H171L170 233H172V232H174V234H175V236H174V234L173 235H171L172 237L170 238L169 237V235H167L166 233H164V234H162V235H164V238H162L161 236V233H163ZM213 231V232H212ZM216 231V232H215ZM10 232V233H11ZM46 232L48 233H50L51 235L50 236H48L49 235V233L48 234H46ZM140 232V233H141ZM184 232H185V235H184ZM195 232V233H194ZM199 232H201V233H199ZM1 233V232H0ZM85 233V234H84ZM99 234V233H102L100 236H99V238L96 236L97 234ZM120 233V234H119ZM130 233H131V231H130ZM193 233V234H192ZM217 233V234H216ZM223 233V234H222ZM22 234V233H21ZM90 234V235H89ZM93 234V235H92ZM150 233L148 232V234L147 235H149ZM156 234H158V235H156ZM159 234L161 235V236H159ZM165 234H166V240H168L166 243H167V247H166V245L164 244V239H165ZM179 234V235H178ZM187 234V235H186ZM206 234V235H207ZM211 234H212V236H211ZM227 234V233H226ZM235 234V235H234ZM245 234V233H244ZM244 234H242V235H244ZM57 235V236H56ZM63 235V234H62ZM125 235L128 237V238H126L125 237ZM198 237H197V236ZM200 235H202V237L200 236ZM220 235V236H219ZM33 236H35V237H33ZM201 238H200V237ZM205 238H204V237ZM92 237V238H91ZM97 237V239H98V241H96L95 240V238ZM101 237V238H100ZM109 237H110V240H112L113 238H115V240L117 241V244H116V246L118 245V239H120L121 240V242L124 244H126V243H128V246L127 247H129V248H127L126 249V251H125V244H124V246H123V249H122V251H124V252H122L121 251V249H120V251L117 253L118 255L117 256H115V257H110V254L108 255V253H111V252H115V248H122V246L121 247H115V244H113V243H115V242H111L110 240H109ZM111 237H112V239H111ZM140 237V238H141ZM157 237V238H156ZM167 237H169L168 239H167ZM173 237H175V238H173ZM217 237V238H216ZM236 237H233V238H236ZM19 238V237H18ZM199 238V239H198ZM205 240H204V239ZM226 238V239H225ZM237 238V239H238ZM3 239H4V242H5V244L6 243H8V242H10V243H8V244H10L11 246H9L8 244H6L7 246H8V249H7V247H5L6 245L3 243ZM6 239H8V240H6ZM13 239V240H12ZM30 239V240H31ZM41 239V238H40ZM41 239V241H43ZM149 241H148V240ZM154 239H156V240H154ZM174 239V240H173ZM224 239V240H223ZM27 240V239H26ZM38 240H39V238H38ZM60 241V243H59V241ZM62 240V239H61ZM130 240V241H129ZM137 240V239H136ZM135 240V241H136ZM165 240V241H166ZM170 240H171V243H170ZM202 240H204V241H202ZM214 240H212V241H214ZM227 240V241H226ZM40 241V240H39ZM40 241V242H41ZM107 241V242H106ZM113 241V240H112ZM128 241V242H127ZM154 241V242H153ZM161 241V242H160ZM200 241V242H199ZM216 241V240H215ZM13 242V243H12ZM32 242V243H31ZM45 242V241H44ZM62 242H63V240H62ZM163 242V243H162ZM183 242V243H182ZM187 244H186V243ZM189 242H191V244L194 246V247H196V248H199L198 250L201 252V253H199V251L195 248V250H197L198 251V254H196L195 255V257L194 258H189V256H186L188 253H190V252H185V250L183 249V248H185L186 250H188L190 247H188L189 245H188V243ZM248 242V243H247ZM2 243H3V245H5V246H3L2 245ZM25 243H28V244H25ZM41 243H43V242H41ZM110 243H112V245L115 247L114 249H111L110 247H111V245H110ZM120 243V242H119ZM122 243H120V244H122ZM130 243H131V245H130ZM169 243H170V245H169ZM177 243H178V245H177ZM202 245H201V244ZM209 243H211V242H209ZM25 244V245H24ZM38 245L39 244V247H37L36 245ZM75 244V245H76ZM122 244V245H123ZM133 244L135 245V246H133ZM190 244V243H189ZM198 244V245H197ZM213 245H214V243H212ZM211 244V245H212ZM19 245H21V246H19ZM28 245V246H27ZM30 245V246H29ZM42 245V246H41ZM75 245H73V246H75ZM81 245V246H80ZM90 245V246H89ZM96 246L95 248L93 247V246ZM127 245V244H126ZM145 245V246H144ZM149 245V246H148ZM164 245V246H163ZM168 245H169V247H168ZM186 245H187V247H186ZM210 244H209V246H211ZM213 245H212V247H213ZM261 245V246H262ZM25 246H27V247H25ZM36 246V247H35ZM43 246L47 249V251L50 253V254H52V256L51 255H47L46 253H47V251H46V249H44L43 248ZM97 246H98V248H97ZM133 246V247H132ZM146 246H148V249H147V247ZM191 246V245H190ZM193 246H191V247H193ZM208 246V247H209ZM4 247L6 248V250L4 249ZM21 250V251H18L19 249ZM24 247V248H23ZM32 247V248H31ZM35 247V248H34ZM42 247V248H41ZM50 247H52L53 249H54V251H53V249H52V251L53 252H50L51 251V248ZM68 247V248H67ZM70 247V248H69ZM132 247V248H131ZM146 247V248H145ZM155 247H157V248H155ZM164 247H165V249H164ZM179 247V248H178ZM233 247V246H232ZM10 248L12 249L13 248V250H10ZM87 248V249H86ZM107 248V249H106ZM142 248V247H141ZM170 250H168V249ZM182 248V249H181ZM214 248V247H213ZM255 250H254V249ZM260 248V247H259ZM264 247H262L261 249H263ZM2 249L4 250V251H2ZM23 249H24V251H23ZM26 249V250H25ZM49 249H50V251H49ZM92 249V250H91ZM134 249V250H133ZM136 249V250H135ZM158 249V250H157ZM194 249V248H193ZM193 249H190L191 250V252H193V251H195V250H193ZM210 249V248H209ZM216 249V248H215ZM254 251H253V250ZM35 250H36V252H35ZM69 250V251H68ZM117 250V249H116ZM119 250V249H118ZM166 250V251H165ZM182 250H184V252H185V254L186 255H184V256H186V257H188L189 258V260H184V257H182L181 256V254L180 255H178L179 254V252L180 253H182L181 251ZM193 250V251H192ZM207 251H208V249H206ZM220 251H221V249H219ZM232 250V249H231ZM240 250V251H239ZM8 251V252H7ZM28 251V252H27ZM42 251V252H41ZM58 251V252H57ZM68 251V252H67ZM74 251V252H73ZM94 251V252H93ZM141 251V252H140ZM150 251V252H149ZM161 251V252H160ZM165 251V252H164ZM206 251V252H207ZM211 251V250H210ZM215 251V250H214ZM218 251V250H217ZM234 251V250H233ZM232 251V252H233ZM237 251H234V252H236L237 253ZM253 251V252H252ZM30 252V253H29ZM33 252H35V253H33ZM46 252V253H45ZM56 252V253H55ZM91 252V253H90ZM108 252V253H107ZM167 252H169V254L170 255H168V253ZM212 252V251H211ZM41 253H42V255H41ZM59 253V254H58ZM69 253V254H68ZM124 254V256H122V257H120L122 254ZM130 253V254H129ZM163 253V254H162ZM193 253H196V252H193ZM224 254H225V252H223ZM223 253H221V254H223ZM245 253V254H244ZM10 255V256H8V255ZM35 256H34V255ZM37 254V255H36ZM112 254V253H111ZM182 254H184V253H182ZM192 254V253H191ZM204 254L205 255H207V257H208V254H209V258L211 257H213V255L212 254H210V253H208V254H206L205 252H204ZM214 254V253H213ZM253 254H255V255H257V256H255V255H253ZM12 255L14 256V257H12ZM39 255H40V257H41V259H43L44 261L45 260H47V262H40V260L37 258V257H39ZM57 257H56V256ZM88 255V256H87ZM96 255V256H95ZM112 255H116V254H112ZM202 255V257H200ZM215 255V254H214ZM226 255V254H225ZM235 255H236V257H235ZM260 255V256H259ZM32 256V257H31ZM43 256H45L46 257V259H44L43 258ZM50 256L52 257V258H50ZM55 256V257H54ZM178 256H179V258H178ZM181 256V257H180ZM192 256V255H191ZM194 256V255H193ZM219 256H222V255H219ZM239 256V257H238ZM12 257V258H11ZM26 257V258H25ZM86 259H85V258ZM110 257V258H109ZM118 257H120V258H118ZM124 257V258H123ZM206 257V256H205ZM206 257V258H207ZM30 258H31V263H30ZM33 258V259H32ZM50 258V259H49ZM101 258H102V260H101ZM111 258H118V260L116 259V261H114L113 259H111ZM124 260H123V259ZM183 258V259H182ZM206 258H204L205 260H206ZM13 259V260H12ZM104 259V260H103ZM175 259V260H174ZM177 259V260H176ZM182 259V260H181ZM215 259V258H214ZM214 259L212 260V262L214 261ZM39 260V261H38ZM50 260V261H49ZM101 260V261H100ZM121 260V261H120ZM232 260V261H231ZM10 261V262H9ZM14 263H13V262ZM25 261V262H24ZM37 261V262H36ZM92 261V260H91ZM90 261V262H91ZM106 261V260H105ZM105 261H104V264H106L105 263ZM159 261V260H158ZM177 261V262H176ZM211 261V260H210ZM210 261H208V262H210ZM234 261H236V263L234 262ZM2 262V263H1ZM12 262V263H11ZM22 262V263H21ZM95 261H93L92 263L93 264H95L94 263ZM119 262V263H118ZM155 262V263H154ZM203 262V263H202ZM207 262V263H208ZM92 263H90V264H92ZM211 263V262H210ZM107 264H109V262H107ZM240 264V263H239Z\"/></svg>",
	"mask_w": 264,
	"mask_h": 264
},
{
	"label": "bare ground",
	"instance_id": "6f19581e",
	"mask_svg": "<svg viewBox=\"0 0 264 264\" xmlns=\"http://www.w3.org/2000/svg\"><path fill=\"white\" fill-rule=\"evenodd\" d=\"M18 1V0H17ZM19 1H22V2H24L25 4H27V6L26 7H18V5H17V8H14V10H13V13L15 12V11H19V12H17V13H20V12H22L23 14H24V16L26 17H28V18H31L30 20L32 21V22H30V20L28 19L27 21H25V19H23L22 21L20 20V24L21 25H19V23L17 24V26H16V28L14 27L13 29H11V30H15V32H13V33H15L14 34V36L15 37H13L12 36V38L9 36V38H8V36L6 37V39L4 38V40H6V41H3V37H0L1 39H0V54L1 55H12V54H17V56H20V55H22L23 57H26L25 56V54H27L28 56V58L29 57H39V58H42V59H44L45 60V58H46V62H50V64H48V65H51L52 64V61H53V63H55L57 60L59 61L60 60V57L58 56V55H56V57H59V59L57 58L56 59V57L55 56H52V55H50L51 54V51H50V48H52L50 45H54V43L52 44V43H50V48L49 47H47L48 48V50H46L47 48H45L46 47V45H48V42L50 41H45L44 40V38L43 37H41V36H43L42 34L43 33H41V32H44L43 30H45V31H48V33H50V31L52 32V33H54L55 32V35H51V36H55V38L58 36V34H59V32L57 33L56 31H58L59 29L60 30H62V29H66V26L68 25V23H66V22H59L57 19V22H55L54 23V25H53V21L52 20H54L49 14L50 13H54L55 12V10H62V5H60V4H56V5H54L53 4V0H19ZM56 1V0H55ZM58 1V0H57ZM63 1H68V0H63ZM74 1V0H73ZM87 2V0H77V3H73V6H77V7H80L79 5H81L80 3L81 2ZM91 1V0H90ZM89 1V2H90ZM102 1V0H101ZM104 1H106V0H103V2ZM108 2L110 1V0H107ZM112 1V0H111ZM110 1V2H111ZM116 3H115V2ZM119 0H113V2H111L110 4H114L115 3V5L117 4V5H121V3H124V0L123 1H121L120 0V3L118 4L117 2H118ZM129 1H131V0H127V2H129ZM137 1H140L141 2V0H137ZM148 3H151L152 1L154 2V0H146ZM164 1V0H163ZM166 1H168V0H165V2ZM172 1V0H171ZM168 2L167 3V6H171V7H169V8H167L166 6L165 7H163V8H159V7H156V8H159V9H156V10H158V11H156V12H160L159 14H161V15H163V16H159V15H156V17H155V15H153V17H155L154 19H156L158 16H159V20H161V18L160 17H162L163 19H166V23L169 21H171V23L173 22V25L174 26H176L175 28H177L176 29V31H175V34H177L178 32L180 33V31H179V26H178V24H183V25H186L187 24V26H188V24H189V21L193 18H196V16H197V14H198V16H200L199 15V12L201 13V11H203V10H201V11H199V12H197V6H196V4H197V1L196 0H173L174 1V3L176 4V2H179V3H177V5H171V4H173V1L172 2ZM196 1V2H195ZM209 1V0H208ZM62 3V1L60 0L59 2H56V3ZM75 2V1H74ZM84 2V3H85ZM99 2V1H98ZM126 2V1H125ZM135 2V3H134ZM143 2H145V0H142V2H141V4H140V6H141V8H142V13H141V11H140V15H143L142 17L143 18H145L144 16H146V15H148V13H149V15L150 16H152L151 14L153 13H150L151 11H150V9L152 10V11H154V9H152V7L151 6H153V4H148V3H145V4H143ZM202 2V1H201ZM201 2H199V3H201ZM205 2V1H204ZM211 3H212V5H213V9L216 7V9H217V11L216 10H212L211 12H212V14H213V12H218V13H220L222 10L223 11H225V9H227L228 8V6L230 7V5H226L227 4V2L228 3H232L233 4V2H235V4H237L238 3V5L240 6V4H241V8L240 7H236V9H239V11H236V12H238V17H242V19L244 18H246L247 19V22L244 24L245 26L243 27V25H236V26H232V27H239V28H234V29H240V27H242V28H244V31H246V33L247 32H249V33H253V31H254V34H256L255 32L257 31L256 29H258L259 27H258V24H259V18H257V16H258V14H260V13H263V14H261V16L263 15L264 16V12H260L261 10H264V0H246V1H244V0H211L210 1ZM8 3H10V2H8ZM70 3V2H69ZM132 3L133 4H135V6H137L138 4H139V2H138V4H136V1H134V0H132ZM132 3H131V5L130 6H132ZM157 3V2H156ZM209 3V2H208ZM13 4V3H12ZM11 4V5H12ZM23 4V3H22ZM83 4V3H82ZM88 4V3H87ZM102 4V3H101ZM126 3H124L123 5H125ZM130 4V3H129ZM162 4V3H161ZM202 4V3H201ZM64 5V4H63ZM88 5H90V4H88ZM88 5H87V7H88ZM92 5V4H91ZM107 5V4H106ZM127 5V4H126ZM164 5H166V4H164ZM129 6V5H128ZM134 6V7H135ZM215 6V7H214ZM5 7V6H4ZM82 7H83V5H82ZM91 7V6H90ZM138 7V6H137ZM149 7H150V9H149ZM225 7H227V8H225ZM1 8V7H0ZM9 9H10V7H8ZM71 8V7H70ZM74 8V7H73ZM73 8H71V10L70 9H66L65 11H64V16L66 15V18H68L67 16H71V13H72V15H73ZM105 8V7H104ZM109 8H111V7H109ZM119 8H120V6H119ZM202 8H204V7H202ZM212 8H210V9H212ZM232 8H235V6L234 7H232ZM231 7H230V9H232ZM2 9V8H1ZM4 9V8H3ZM8 9V10H9ZM64 9V8H63ZM76 9V8H75ZM74 9V10H75ZM91 9V8H90ZM89 9V10H90ZM99 9V8H98ZM97 9V10H98ZM122 8H120V10H121ZM129 9L131 10L132 9V7H129V8H127L126 9V11L128 10L129 11ZM166 9V10H165ZM199 9V8H198ZM201 9V8H200ZM199 9V10H200ZM206 9V8H205ZM204 9V11H206ZM102 12H103V10H102V8L100 9ZM104 10H108L107 8L106 9H104ZM112 10V9H111ZM123 10V9H122ZM133 11H134V9H132ZM137 9H135V11L134 12H137V13H139V11H136ZM163 10V11H162ZM233 10V9H232ZM4 11V10H3ZM76 11H77V9H76ZM75 11V12H76ZM113 11V10H112ZM132 11V13H133V15H134V12ZM203 11V12H204ZM2 12V11H1ZM10 12V11H9ZM62 12V11H61ZM83 12V11H82ZM98 12H99V14L100 13H102V12H100L99 10H98ZM106 12V11H105ZM111 12V11H110ZM116 12V11H115ZM118 12V11H117ZM207 12V11H206ZM211 12H208V13H206V15H208L209 16V14L211 13ZM227 12V14H228V11H226ZM231 12V11H230ZM260 12V13H259ZM104 13V12H103ZM107 13V12H106ZM106 13H104L103 15L104 16H106ZM205 13V12H204ZM2 14V13H1ZM10 14V13H9ZM57 14H59V13H57ZM75 14V13H74ZM80 14V13H79ZM89 15H90V12L88 13ZM110 14V13H109ZM111 14L112 15H114L115 13L114 12H111ZM120 14H121V12H120ZM124 14V13H123ZM127 14V13H126ZM130 14V13H129ZM154 14V13H153ZM211 14V15H212ZM232 14H235V13H232ZM18 15V14H17ZM16 15V16H17ZM82 15H84V14H82ZM81 15V16H82ZM92 15H93V13H92ZM97 15H98V13H97ZM97 15H96V13L94 14V16L93 17H95L97 20H98V18L100 19V20H105L106 18H102L101 16H103V15H99V17L97 18ZM128 15V14H127ZM146 16V18L145 19H142L145 23H148V21H150V18H151V23H154V24H144V25H142V23H144V22H141L140 20V18H141V16H140V18L139 17H135V18H137V21H139L138 22V24L141 22V24H139L138 26H141V27H139L140 29H141V31H140V33H143V35L141 34V36H140V38H138V40L137 41H135V42H133L134 44V49H135V51H144L145 49H152V47H154V46H156V45H159L160 44V46L162 45L161 43H163L164 44V42H169L168 40H167V38H165V35L167 34V32H165L164 30H163V32L162 33H164L165 32V35L164 34H162V33H160V30L162 29V24L163 23H165V21L164 20H161L160 22H162V21H164V22H162V24L160 23V22H158V25L159 24H161L160 26H157V24H156V26H154L155 25V23H157V21H158V18L154 21V19L152 18V17H150V16ZM214 15V14H213ZM217 15V14H216ZM240 15V16H239ZM21 16V15H20ZM69 16V17H70ZM85 16V15H84ZM88 16V15H87ZM86 16V17H87ZM103 16V17H104ZM138 16H139V14H138ZM197 16V17H198ZM203 16V15H202ZM204 16H205V14H204ZM203 16V17H204ZM218 16L220 17V15L218 14ZM233 16V15H232ZM236 16V15H235ZM260 16V15H259ZM263 16L261 17V18H263ZM12 17V16H11ZM107 17H109V16H107ZM111 17V16H110ZM113 17V16H112ZM118 17H120V15H118L116 18H118ZM123 16H121L119 19L121 20V18H122ZM206 17V16H205ZM216 17V16H215ZM227 17H229V16H227ZM227 17H225L226 18V20L225 21H228V22H231V24L230 25H234V24H236V21H233L231 18H227ZM20 18V17H19ZM23 18V16H21V18L20 19H22ZM52 18V19H51ZM85 18V17H84ZM123 18H126L127 19V17H123ZM134 17H132V22H134L136 19H133ZM221 18V17H220ZM71 19V18H70ZM77 19H78V17H77ZM89 19H90V17H89ZM91 19H93V18H91ZM95 19V20H96ZM139 19V20H138ZM148 21H147V20ZM192 19V20H193ZM202 19V21H204L203 20V18H201ZM206 19V18H205ZM222 19H223V14H222ZM227 19H229V20H227ZM231 19V20H230ZM72 20V19H71ZM74 21H75V17H74V19H73ZM79 20V19H78ZM82 20V19H81ZM111 20V19H110ZM128 20H129V18H128ZM195 21L197 20V19H194ZM209 20V19H208ZM208 20H207V22H208ZM263 20V19H262ZM12 21V20H11ZM24 21V22H23ZM29 21V22H28ZM77 21V20H76ZM94 21V20H93ZM106 21V20H105ZM107 21H108V19H107ZM123 21V20H122ZM127 21V20H126ZM137 21H136V24H137ZM147 21V22H146ZM200 21V20H199ZM223 21V20H222ZM244 21V20H243ZM264 21V20H263ZM10 22V21H9ZM15 22V21H14ZM22 22V23H21ZM59 22V23H58ZM102 22V21H101ZM100 22V23H101ZM117 22V21H116ZM187 22V23H186ZM191 22V21H190ZM197 22V21H196ZM195 22V23H196ZM215 22V21H214ZM213 22V23H214ZM219 22V21H218ZM4 23V22H3ZM6 23H8V22H6ZM79 23V22H78ZM120 23H122V22H120ZM135 23V22H134ZM133 23V24H134ZM150 23V22H149ZM220 23H222V22H220ZM243 23V22H242ZM241 23V24H242ZM263 23V25H264V22H262ZM1 24V23H0ZM73 24H75V23H73ZM132 24V23H131ZM168 24V23H167ZM170 24V23H169ZM208 24H209V26H210V22H208ZM240 24V23H239ZM19 25V26H18ZM85 25H86V23H85ZM88 25V24H87ZM86 25V26H87ZM101 25H103V24H101ZM123 25H124V23H123ZM122 25V26H123ZM130 25V24H129ZM183 25H180V26H183ZM190 25L192 26V22L190 23ZM213 25H215V23L213 24ZM217 25V24H216ZM222 25V24H221ZM221 25H219V26H221ZM2 25H0V27H1ZM8 26V25H7ZM44 26H46V27H44ZM76 27H77V25H75ZM75 26H73V28L75 27ZM105 26V25H104ZM108 26V25H107ZM119 26V28H120V26L121 25H118ZM117 26V27H118ZM121 26V27H122ZM124 26H126V27H129L128 25H127V22H126V25H124ZM135 26V25H134ZM131 26L130 25V27L129 28H126V27H124V30H125V28L126 29H128L129 31H130V29L133 27V28H135V27H137V26ZM168 26V25H167ZM173 26V27H174ZM193 26H194V24H193ZM208 26V27H209ZM219 26H217V27H219ZM222 26H225V28L228 26V28H229V25L227 24V25H222ZM221 26V27H222ZM3 27H4V25H3ZM6 27V26H5ZM69 27L70 28H72L70 25H69ZM68 27V28H69ZM84 27V26H83ZM99 27L100 28H102L100 25H99ZM143 27V28H142ZM163 27H164V25H163ZM184 27V26H183ZM198 27V26H197ZM48 28V29H47ZM87 28H89L88 30H86V28H83L84 30H85V32L83 31V33L82 32H80V33H82V43L83 44H86L87 46H89L90 45V41H92V40H90V38L92 37V35H94L93 33H96L95 31L96 30H98V33L99 32H102L101 31V29L99 28L98 29V26H90L89 25V27H87ZM105 28H107V27H105ZM138 28V29H139ZM166 28V27H165ZM164 28V29H165ZM168 28V30L171 32V30L173 29L174 30V28H171L170 27V25L167 27ZM171 30H170V29ZM186 28V27H185ZM184 28V29H185ZM211 28V27H210ZM210 28H208V29H210ZM224 27H222V29L224 30L225 29ZM227 28V29H228ZM2 29V28H1ZM8 29V28H7ZM47 29V30H46ZM50 29V30H49ZM76 29V28H75ZM82 29V30H83ZM104 29V28H103ZM111 29V28H110ZM114 29L116 30V27H114ZM122 29H123V27H122ZM137 29V30H138ZM143 29V30H142ZM158 29H159V32H156V31H158ZM181 29V28H180ZM201 27H200V31H201ZM204 29L206 30L207 28H206V26H204ZM212 29V28H211ZM210 29V30H211ZM221 29V28H220ZM222 29H221V31H222ZM233 28H231V30H232ZM3 30H4V28H3ZM6 30V29H5ZM4 30V31H5ZM26 30H27V32H28V30H29V32H30V30H31V33L30 34H27L28 36L29 35H31V34H33V36L31 37V38H29L27 35H26ZM67 30H69V29H67ZM80 30H81V28H80ZM113 30V29H112ZM111 30V31H112ZM114 30V31H115ZM118 30V29H117ZM116 30V31H117ZM127 30V31H128ZM132 30V29H131ZM133 30H135V29H133ZM136 30V31H137ZM229 30V29H228ZM226 30V32H229V31H231V30ZM241 31L243 30V29H240ZM256 30V31H255ZM0 31H2V30H0ZM1 32V33H3L2 35H4V33H10L11 31H5V32ZM34 31V32H33ZM63 31H65V30H62V32ZM76 31V30H75ZM78 31H79V28H78ZM178 31V32H177ZM185 31V30H184ZM192 31V30H191ZM197 31V30H196ZM203 31V30H202ZM208 31V30H207ZM234 31V30H233ZM244 31H242V33H244ZM259 31H261L260 29H259ZM259 31H257V32H259ZM11 32V33H12ZM25 32V33H24ZM28 32V33H29ZM69 33H72V31H68ZM156 32V33H155ZM168 32V34H171V35H173L174 33L173 32ZM177 32V33H176ZM195 34H197L195 31H193ZM198 32V31H197ZM204 32V31H203ZM232 32V31H231ZM7 33L5 34V35H7ZM10 33V34H11ZM12 33V34H13ZM63 33H65V32H63ZM76 33V32H75ZM75 33H74V35H75ZM116 33V32H115ZM118 33V32H117ZM122 30L120 31V35H122ZM126 33V32H125ZM125 33H123V34H125ZM139 33V34H140ZM188 33H190V32H188ZM193 33V34H194ZM202 33V32H201ZM201 33H200V35H201ZM208 33V32H207ZM206 33V34H207ZM216 33V32H215ZM222 34V36H223V33H224V35H226L225 34V32H221ZM235 33V32H234ZM249 33L247 34V36L249 37V39H250V37H252V36H249ZM25 34V35H24ZM41 34V35H40ZM46 34V33H45ZM57 34V35H56ZM61 35H62V33H60ZM90 34V35H89ZM182 35L181 36H185L184 34H183V31H182V33H181ZM192 34V35H193ZM205 34V35H206ZM245 34V33H244ZM258 34V33H257ZM21 35V36H20ZM25 36V37H28L27 39L28 40H26V42H20V41H17V39H18V36L19 37H23V36ZM66 35V34H65ZM76 35H78V34H76ZM76 35H75V38H76ZM115 35V34H114ZM117 36H119V38L120 37H122V36H120V35H118V34H116ZM115 35V36H116ZM164 35V36H163ZM180 35V34H179ZM179 35H176L175 37H177V36H179ZM187 35V34H186ZM200 35H198L197 34V36L199 37ZM203 35L204 34H202L201 36L203 37ZM262 35V34H261ZM1 36V35H0ZM46 36H48V34H46ZM79 36H81V35H79ZM95 36H97L96 34H95ZM109 36V35H108ZM168 36V35H167ZM166 36V37H167ZM181 36H179V37H181ZM222 36H220L219 38V40H224V41H226V39H224V38H228L227 37V35H226V37H222ZM246 35H244V37H245ZM256 36V35H255ZM263 36V35H262ZM16 37H17V39H16ZM59 38H60V35L58 36ZM57 37V38H58ZM63 37V36H62ZM124 37H127V36H124ZM169 37H170V35H169ZM186 37V36H185ZM189 37V36H188ZM244 37H242V41H243V39H244ZM253 37H254V35H253ZM252 37V38H253ZM13 38H15V40L13 39ZM47 38V40L48 39H50V37H46ZM53 38V37H52ZM56 38V39H57ZM70 38V37H69ZM73 38V37H72ZM164 38L166 39V41L164 40ZM187 38V37H186ZM185 38V39H186ZM241 38V37H240ZM252 38L250 39V40H246L247 38H245L244 40H246L245 41V43H242V44H238L237 46H235L236 44H234V46L233 47H235V49H236V59L237 58H240V59H242V57L244 58H246V55L248 54H246L245 56H243L244 54H245V51H250L251 52V50H253L254 48V51H256V54L259 52V54H257V55H260L261 56V58L260 57H257V55L255 56L256 57V59H255V57H253V58H250V60H255L256 62H257V60H258V62H261V63H263L264 62V50L262 51L261 50V41L262 40H264V39H262V40H256V42L257 41H259L260 42V44H258L259 42H257V44H256V42L253 40V41H251L252 40ZM8 39V40H7ZM12 39V40H11ZM55 39V40H56ZM64 38H61V40H63ZM65 39H67V37L65 38ZM77 39H79L78 37H77ZM93 39V38H92ZM111 39V38H110ZM134 39V38H133ZM199 39H200V37H199ZM21 40V39H20ZM60 39H59V41H61ZM68 40V39H67ZM72 41H74V39H71ZM90 40V41H89ZM121 40V39H120ZM123 40H124V38H123ZM177 40V39H176ZM179 40V39H178ZM187 40V39H186ZM211 40V39H210ZM218 40V42H216V43H218V44H216V45H218V46H220L221 45V43H222V41H219ZM63 41H65V40H63ZM76 41V40H75ZM75 41L74 42H72V43H70V39H69V42L67 43L68 44V46H70V47H73V48H75V51H76V49H80V50H77L78 51V53H80V51H82L83 50V48H89V47H85V45H83L81 42V44H75ZM109 41V40H108ZM126 41V40H125ZM124 41V42H125ZM173 41H174V39H173ZM180 41V40H179ZM231 41V40H230ZM229 41V39H228V42H230ZM239 41V40H238ZM241 41V40H240ZM241 41V42H242ZM47 42V43H46ZM66 42V41H65ZM78 42V41H77ZM87 42H89V45H88V43ZM95 42V41H94ZM113 42V44L111 45V43ZM112 42L110 43V45H108V49H109V52L110 53H113V52H117L119 49H121V46H120V48H119V42L120 41H117L116 40V42H115V40H112ZM115 42V43H114ZM171 39H170V44H171ZM177 42V41H176ZM181 42V41H180ZM188 42V41H187ZM219 42H221V43H219ZM264 42V41H263ZM262 42V43H263ZM57 43V42H56ZM60 43H62V41L60 42ZM64 43V42H63ZM62 43V44H63ZM92 43H93V41H92ZM61 44V45H62ZM70 44V45H69ZM73 44V45H72ZM75 44V45H74ZM108 44V43H107ZM106 44V45H107ZM169 44V43H168ZM182 43H180L179 44V42H177V45H179V47H180V45H181ZM185 43H183L182 45H184ZM200 44V43H199ZM231 44V43H230ZM60 45V44H59ZM60 45V46H61ZM64 46H66V44L64 43L63 44ZM118 45V46H117ZM120 45H124L123 43L122 44H120ZM132 45V46H133ZM187 45V44H186ZM264 44H262V46H263ZM127 46V45H126ZM130 46V45H129ZM159 46V48H161ZM165 46V45H164ZM173 44H171V46L170 47H168L167 46V44H166V47H168L169 49L171 48V49H174L173 47ZM218 46H216V47H218ZM250 46H254V48H250ZM256 46H258L259 47V49L258 48H256ZM157 47V46H156ZM165 47V48H166ZM182 47V46H181ZM223 47V46H222ZM231 47V46H230ZM232 47V48H233ZM67 48V47H66ZM65 48V49H66ZM116 48H119V49H116ZM167 48V49H168ZM209 48V47H208ZM215 48V47H214ZM225 48V47H224ZM232 48H230L231 49V51H232ZM250 48V50H248ZM264 48V47H263ZM87 49L86 50H84L85 52H87ZM110 49H111V51H110ZM116 49V50H115ZM155 49V48H154ZM157 49V48H156ZM169 49L167 50L168 52H167V54H166V57H163V56H159V57H161V58H159V57H154V58H151V59H147V61H146V64L147 65H149V66H153V68H154V70L155 69H157L156 68V66H160V67H158L160 70H162V68H163V65L164 64H166L168 61V63L166 64V66L165 67H167L168 65L169 66H171L172 64H173V61L175 60L174 58H171V55H170V58H169V53L171 52V51H169ZM175 49H177V48H175ZM234 49V50H235ZM53 50H55L56 51V49L53 47ZM52 50V52L53 53H55L54 51ZM67 50V49H66ZM70 49H68V51H69ZM50 51V52H49ZM57 51H58V48H57ZM77 51H76V53H77ZM132 51V50H131ZM179 51V50H178ZM253 51V52H254ZM60 52V51H59ZM72 52V48H71V51H70V53ZM83 52V51H82ZM84 52V53H85ZM152 52V51H151ZM172 52H173V50H172ZM177 52V51H176ZM201 52V51H200ZM200 52H197L196 54H197V56L195 55V53L190 57V58H192V60H193V62H192V60L190 59L189 61H187L189 58H186V62H187V64H188V66H187V64L185 63V62H183L184 64H182V63H179L178 62V64L176 65V63H174L176 66H173V67H175V70H176V67H178V65L180 66V67H184L185 66V64H186V68L184 69V68H180V69H178L177 68V71H176V75H177V73L179 72V70L181 71H183V72H185V74L183 75V73H181V74H179V75H175V77L174 76H172V78L171 77H169V79H168V82H166L167 81V79H165V80H163L164 81V83L160 80L159 81V79H157V82L155 81V79L157 78H154L153 80H154V82H153V84H151L150 82V84H149V86H146L148 89H147V93H145V92H143V94H140L139 96H147L146 94H148V96L147 97H150L152 94H154L153 92H155V90H154V88L156 89V85H162V84H165L166 83V85H167V83H169V81L170 82H172V83H170L171 85H173V84H175L176 83V86L175 85H173V87L175 88V92H177L178 90V92H180L181 93V91H182V93H183V91H184V86H182L183 84H179V83H184V78H185V76H186V78H189V77H191V79H193L194 78V76L195 75H192V74H194L195 72L197 73V75H196V77L197 78H200V81L202 82L203 81V83L205 82L204 80H206L205 78H207V79H213V80H216V78H213L212 77V74H211V78L207 75V77H200V76H202L203 74V76H206V73L207 74H210V70L211 69H209V71L207 72V70H208V68L207 69H205L204 67H203V65H204V62L205 61H202L203 60V55L202 54H200L202 57H200V55L198 54V53H200ZM61 53V52H60ZM75 52H74V54H76ZM105 53V52H104ZM129 53H130V51H129ZM19 54V55H18ZM65 54H68V56L70 57V55H69V53L68 52H66ZM64 54V55H65ZM72 54V53H71ZM133 54V53H132ZM139 54H140V52H139ZM150 54V53H149ZM171 54V53H170ZM173 54V53H172ZM226 54V53H225ZM234 55H232V56H235V53H233ZM47 55V56H46ZM48 55H49V57H48ZM54 55V54H53ZM73 55V54H72ZM72 55H71V57H72ZM113 54H111V56H112ZM120 55V54H119ZM137 55V54H136ZM141 55V54H140ZM214 55V54H213ZM240 55H242V57L240 56ZM255 55V54H254ZM66 56V55H65ZM65 56H62V57H65ZM79 56V55H78ZM99 56V55H98ZM144 55L142 54L141 55V57H143ZM168 56V57H167ZM196 56V57H195ZM14 57V56H13ZM48 57V58H47ZM67 57V56H66ZM69 57H67V58H69ZM80 57V56H79ZM194 57V58H193ZM226 57V56H225ZM248 57H250V56H248ZM15 58V57H14ZM19 58V57H18ZM27 58V59H28ZM54 58V59H53ZM105 58V57H104ZM108 58V57H107ZM106 58V59H107ZM163 58V59H162ZM165 58V59H164ZM197 58V64H198V60L200 59V62H202V63H200L199 62V64H200V66H202L201 67V69H200V67H198V65L194 62L195 60L194 59H196ZM205 58V57H204ZM233 58V57H232ZM235 58V57H234ZM260 58V59H259ZM52 59V60H51ZM80 59V58H79ZM86 59H87V57H86ZM123 59V58H122ZM166 59H168V60H166ZM185 59V58H184ZM202 59V60H201ZM18 60V59H17ZM23 60H24V58H23ZM30 60V59H29ZM32 60V59H31ZM40 60V59H39ZM50 60V61H49ZM54 60H56L55 62H54ZM84 60V59H83ZM108 60H110V62H111V59H110V57L108 58ZM162 60V61H161ZM163 60H164V64H163ZM173 60V61H172ZM227 60H228V63H231L232 65H233V60L235 61V59H231V62H230V58L228 57L227 58ZM239 60V59H238ZM237 60V61H238ZM244 60V59H243ZM246 60H247V58H246ZM249 60V61H250ZM252 60V63H253V65H251V64H249V61H247L246 62V68H245V61L244 62H242V64L244 65L243 67H244V69L246 70V69H248V70H246V73H247V71H249V72H251V69H252V67L254 68V70H253V72H251L252 74L254 73H256V72H258V68L256 67V65H254L255 64V61H253ZM101 61V60H100ZM166 61V62H165ZM191 61V62H190ZM235 62V67H236V64H238V62ZM240 61H242V60H240ZM64 62V61H63ZM139 62V61H138ZM141 62V61H140ZM151 62V63H150ZM160 62H162V66H161V63ZM172 62V63H171ZM174 62H176V61H174ZM11 63V62H10ZM115 63V62H114ZM127 63V62H126ZM169 63H171V64H169ZM190 63H192L191 65H193V63H194V66H193V68H191V65H190ZM140 64V63H139ZM138 64V65H139ZM151 64V65H150ZM152 64H154L155 65V67H154V65H152ZM224 64V63H223ZM249 64V65H248ZM256 64H259V63H256ZM54 65V64H53ZM117 65V64H116ZM190 65V66H189ZM239 65H241V64H239ZM250 67V65H251V68H249L248 66ZM18 66V65H17ZM148 66V67H149ZM197 67L198 69H200V71H203V69L202 68H204V71L203 72H205V70H206V72L205 73H203L202 72V75H200L199 76V74H201V72H199L198 70L196 71L195 69L196 68H194V67ZM230 64H227V67H226V71L227 70H229L230 71V73H228V72H223V71H225L224 70V67L222 68V70L223 71H221V69H219L221 72H219V71H216V74H215V72H213L212 71V73H213V75H215V77H217V75L219 76V77H225V76H227V79L229 80V81H231L232 80V74L231 73H236L237 71L235 70V67L233 66V72L231 71L232 70V67L230 66ZM242 66V65H241ZM35 67V66H34ZM37 67V68H36ZM35 68L36 69H39L38 71H40L39 73L37 72V73H35L36 71H33V70H35V68L33 69V70H31L29 73L30 74H28V72H25V74H23V73H12V74H9V73H7V74H5L6 75V77L4 76L1 80H0V82H3V84L4 85H0L1 87H0V92H2V91H4V92H2L3 94L4 93H7V91H9V87L10 88H12V87H14V85H15V83H16V85H15V87L16 86H18L19 84L20 85H22V84H26L27 83V81H29V80H31L32 78H31V75H33V76H35V77H38V78H40L41 80L43 79V80H46V78H48L47 76H45V73H44V70H42L41 71V69H40V67L39 66H36ZM48 67V66H47ZM229 67V68H228ZM42 68V67H41ZM143 68V67H142ZM187 68L188 69H190V70H192V71H189V70H187ZM239 68V67H238ZM45 69V68H44ZM74 69V68H73ZM144 69H146V68H144ZM231 69V70H230ZM236 69H237V67H236ZM250 69V70H249ZM28 70V69H27ZM48 70V71H47ZM108 70V69H107ZM118 70V69H117ZM158 70V69H157ZM156 70V71H157ZM163 70H164V68H163ZM162 70V71H163ZM170 70V69H169ZM243 70V69H242ZM47 71V72H46ZM97 71V70H96ZM162 71H159V72H161L162 73ZM186 71H187V73H188V77H187V73H186ZM234 71H236V72H234ZM256 71V72H255ZM33 72V73H32ZM42 72V74H44L43 75V77L41 78V77H39L38 75L36 76V74H40ZM45 72H46V75H47V73H48V76H50L51 74H50V72L51 71H49V69H45ZM135 72V71H134ZM158 72V71H157ZM193 72V73H192ZM219 72V74H217ZM248 72V73H249ZM195 73V74H196ZM220 73H223L222 75H224V76H222V75H220ZM227 73H228V75H227ZM9 74V75H8ZM14 74H16V75H14ZM27 74V75H26ZM50 74V75H49ZM230 74V75H229ZM243 74H245V72H244V70H243ZM253 74V75H254ZM258 74V73H257ZM257 74H255V75H257ZM14 75V77H12ZM17 75H19L18 77H17ZM21 75V76H20ZM25 75V76H24ZM30 75V76H29ZM180 75H182L181 76V78H179L178 76H180ZM190 75V76H189ZM11 77V78H9V77ZM22 76H24L23 78H25V79H27V78H29V79H27L26 81H24V79L22 78ZM138 76V75H137ZM242 76V75H241ZM245 76V75H244ZM247 76H249V74L248 75H246V77ZM21 77V78H20ZM35 77H33V78H35ZM51 77H52V75H51ZM95 77V76H94ZM131 77V76H130ZM176 77H178V79L176 78ZM184 77V78H183ZM219 77H217V78H219ZM232 77V78H231ZM9 78V79H8ZM173 78H175L176 79V82H175V80L173 79ZM183 78V79H182ZM226 78V77H225ZM4 79H7V80H5L4 81ZM39 79V80H40ZM98 79V78H97ZM135 79V78H134ZM173 79V80H172ZM180 79H182V80H180ZM202 79V80H201ZM246 79V78H245ZM12 80H13V82L15 81V83H13L12 82ZM18 80H21L20 82L18 81ZM187 80V79H186ZM189 81H187L185 84H190L191 83V87L193 86L194 88H195V86H194V83H192V81L190 80V78L188 79ZM19 83H18V82ZM25 83H24V82ZM109 81V80H108ZM111 81V80H110ZM109 81V82H110ZM158 81H159V84H157L158 83ZM177 81H180L179 83L177 82ZM191 81V82H190ZM207 81V80H206ZM211 81V80H210ZM210 81L208 82H206V83H204L206 86H207V84H209L210 83ZM222 81V80H221ZM243 81L244 80H242V79H240V83L242 82L243 83ZM5 82V83H4ZM7 82H12V83H10V84H8ZM126 82V81H125ZM160 82L162 83V84H160ZM174 82V83H173ZM211 82H213V81H211ZM6 83L8 84V86H6ZM22 83V84H21ZM112 83L114 84V82L112 81ZM154 83H155V85H154ZM147 84V85H148ZM201 84V83H200ZM200 84H198V85H200ZM229 84V83H228ZM236 84V83H235ZM247 84V83H246ZM19 85V86H20ZM104 85V84H103ZM121 85V84H120ZM150 85L152 86V85H154V88H153V86H152V88L150 87ZM171 85H169L168 84V86L166 87V88H169L170 87V89H171ZM178 85H181V86H179L178 87ZM198 85H196V88L194 89L193 87H192V89L193 90H197L198 91V95H201V94H203L204 93V91H205V88H206V86L205 85H203L204 87H202V88H204V90L201 88V86H198ZM4 88H7V89H4ZM104 86H106L107 87V85H104ZM198 86V87H197ZM236 86V85H235ZM102 87V86H101ZM182 87V88H181ZM82 88L83 87H80V90H82ZM133 88V87H132ZM158 88V87H157ZM184 88V89H183ZM198 88H200L199 90H198ZM234 88V87H233ZM84 89H86V90H88L89 89V87H88V89L87 88H84ZM83 89V91H85ZM146 89V88H145ZM150 89V90H149ZM160 89V88H159ZM159 89H157V90H159ZM170 89H169V91H170ZM173 89V88H172ZM171 89V90H172ZM182 89V90H181ZM77 90L78 89H76L75 91L77 92ZM91 90V93H90V91L88 92V93H90L89 95L90 96H92L93 95V89H90ZM119 90V89H118ZM154 90V91H153ZM177 90V91H176ZM192 90V91H193ZM203 90V91H202ZM79 91V90H78ZM115 91H116V89H115ZM120 91V90H119ZM119 91H118V93H119ZM145 91V90H144ZM153 91V92H152ZM166 91V90H165ZM174 91V90H173ZM196 91V92H197ZM200 91H202V93L200 92ZM95 92H96V94H97V91H94V94H95ZM107 92V91H106ZM139 92V91H138ZM149 92H151L152 94L149 96ZM167 92H168V90L165 92V94L166 95H168V97H172V95H173V92L171 91V93L172 94H170L169 92V94H167ZM177 92V93H178ZM190 92V91H189ZM2 93H0L1 95H2ZM77 93H79V92H77ZM80 93H81V91H80ZM179 93V94H180ZM200 93V94H199ZM74 95V94H73ZM79 95V94H78ZM77 95V96H78ZM97 95H99V94H97ZM96 95V96H97ZM155 95H159V94H156L155 93ZM161 95V94H160ZM174 95H175V93H174ZM178 95V94H177ZM194 95H195V93H194ZM79 96H81V95H79ZM94 97L93 98H95V99H91V101H93L94 102V100H95V102H99L100 101V99H99V101H97V99L98 98H100V97H96L95 95H93ZM102 96V95H101ZM176 96V95H175ZM151 97H153V96H151ZM156 97V96H155ZM167 97V96H166ZM206 97V96H205ZM88 98H89V96H88ZM102 99V98H101ZM121 100V99H120ZM158 100V99H157ZM191 100H192V98H191ZM83 101V100H82ZM103 101V100H102ZM60 102V101H59ZM84 102V101H83ZM85 102H86V98H85ZM94 102V103H95ZM210 102V101H209ZM208 102V103H209ZM61 103V102H60ZM211 103V102H210ZM87 104V103H86ZM93 104V103H92ZM89 105V104H88ZM130 105V104H129ZM161 105H163V104H161ZM206 105V104H205ZM175 106V105H174ZM188 107H189V105H188ZM163 108V107H162ZM209 108V107H208ZM185 109V108H184ZM53 111V110H52ZM129 112V111H128ZM152 112V111H151ZM124 113V112H123ZM130 113V112H129ZM174 113V112H173ZM178 113V112H177ZM187 113V112H186ZM251 113V112H250ZM201 114H202V112H201ZM254 115H255V113H254ZM29 116V115H28ZM172 116V115H171ZM161 118V117H160ZM174 119V118H173ZM178 119V118H177ZM29 120V119H28ZM41 120V119H40ZM172 120V119H171ZM158 121V120H157ZM162 121V120H161ZM150 122V121H149ZM178 122H180V119L178 120ZM207 122V121H206ZM141 124V123H140ZM151 124H153V123H151ZM155 124V123H154ZM178 125V124H177ZM127 127V126H126ZM139 127V126H138ZM182 127V126H181ZM115 129L116 128H114L113 129V131L112 132H114L115 131ZM122 129V128H121ZM192 128H190L189 129V132H188V130H187V132L188 133H192V131H194L193 129L191 130ZM202 129V128H201ZM200 129V130H201ZM248 129V128H247ZM257 129V128H256ZM256 129H254L253 130V132H252V134H251V132L248 134H246V135H248V136H243V142L241 141V139L240 140H238V141H241L242 142V144L240 143H238L237 142V140H235V138L234 137H232L231 139H227L226 138V140H225V146H228L229 147V149L230 150H232V152L230 153V155H226L227 156V158L224 160H222V157H219V156H221V152L222 151H219L220 153H219V155H218V153L217 152H215V151H213L212 152V150L210 151V150H208V152H207V156L205 157V159H201L202 161L200 162L199 160V164H198V162H196L197 163V165L196 166H194V168H190L189 166H186V167H184L185 165H186V163H185V165H183L181 162H180V160L179 161H173L171 164H169V165H167V166H165L164 168H162L161 170H160V172H158V175H161V177H158V175H157V177L159 178L158 180H156L157 178H156V175H155V180L153 181V183H145V184H143L142 183V185L141 184H139V186H136L135 184H136V181L138 180V183H139V179H138V175H142V174H139L140 172V169H142L144 166H146V165H148V160H145L144 159V162H143V160H141L142 159V157L143 156H141V155H138V154H136L137 153V150L140 148V150L142 149V148H144V149H155V148H157V147H159V146H161V145H159V142H163V140L161 139L162 137H160L159 136V138H158V136H156L157 138L156 139H153V136L155 137V135H160V134H154V133H152L151 135H150V132H149V134L148 133H145V132H137V133H135V136H138V137H136V138H134V139H132L134 136H132V140H128V138H130L131 137V134H129L128 132V134L127 133H125L126 131L124 130V132H123V135L124 136H122V134H121V136H120V138L117 140V141H113V142H111L110 143V141H107V142H101V143H99V141L98 142H96L95 141V143H96V145L95 144H91V145H89V146H86L85 148H81V150L79 149V150H76L75 152L73 151L72 153H69L68 155L66 154V155H62V154H60V155H62L61 157H59V156H57V159H53V160H51V161H49V158L47 159L48 160V162H47V160L45 159V158H47V156L45 157H43L45 160H46V162H45V160L43 159V158H39L40 160H41V162H42V160L44 161V162H42V163H40L35 169H34V166H33V170L31 169V168H29L27 171H29L28 173L26 172V171H24L25 172V174L23 173V175L21 174V173H18V172H15V173H17V174H19L20 176H22L21 178H22V180L23 181H25L27 184H26V186L22 189V194H23V196L25 195V196H30V191H35L36 189L38 190V187L39 186H41L42 187V185L44 186V184H43V181L41 182L40 180H44V178L45 177H50V179H51V181L53 180V183L52 184H50V186L48 187V190H50V191H47V193H49V192H52L53 194L52 195H49V196H47V195H45V196H43V192H40V193H43L42 194V198H43V200H44V203H45V201H46V203H48L50 206H48V208L50 209L49 211L50 212H53L54 214H56V213H66V212H77L76 210H78L79 208L80 209H82V210H88V207L87 206H90L91 204L93 205V203L95 204L94 206H96L97 208L95 209V211H96V213H95V211H93L94 212V216L91 214V217L92 218H90L89 220H88V222L86 223V222H84V226L85 225H87V226H85L86 228H88L89 229V231L92 233L94 230H96L94 227H95V225L96 226H98V224L97 223H99V225L101 224V223H103L104 222V224H108V223H106L107 221H113V222H111V223H115L116 225H117V222H116V220H115V217L112 215H109V214H112V213H114V211H113V208H115V210H120V212L121 213H124V212H126L127 210H128V208H125V206H120V205H116L115 203L116 202H114V199L112 200L113 202H114V204L113 203H110V202H108V201H110V200H104L105 202H103L102 201V199H100V198H98V196H97V198H98V200L97 199H95L93 196V193L95 194L96 192H100L101 191V193L102 192H106L107 190H111V192L113 191V194H117L119 191V193L120 194H122L123 192L122 191H124V202H127V203H131V201L133 202V200H135V199H137V198H141L140 196H144V195H146V194H143V192H150V190H154V191H156L157 193H158V191H159V193H160V191H163V190H169V189H172V188H178L177 187V184H178V182L179 183H181V181H179V178L181 179L182 178V180H183V178H185V176L186 175H188V173H190L191 174V172L192 173H194V175L193 174H191L190 175V177H187L188 178V180L186 181V179L187 178H185V180H183L184 181V183L186 182V184H184L183 186H185V185H187V182H191V179L192 178H196V177H199V178H202L203 177V174L207 177H203L202 179L203 180H205V178H206V180L205 181H207V183H206V185L205 184H202V185H205L206 187H207V184H208V189H210L211 187H213L215 190L217 189H219L220 187H218V185L219 184H221V183H219V179H221L222 178V175H223V172L225 171V172H228L227 174H229V173H231L232 175H234L235 177L237 176V178H235V177H233V176H230V178L228 177V175H226V173L224 172V174L226 175V176H224L228 181H229V179H231V178H233V180H234V178L236 179V181H233V182H235V183H238V184H240V185H243L245 188H247L246 186H248V189L247 190H249V195L248 196H245L244 198H240V197H237V196H239V195H234V193H235V189L233 188V187H231V189H230V187H229V190L228 191H226L225 193L223 192V190H221L223 193H222V196H221V198L224 200H222L221 198H219V197H217V201L219 202L217 205H219L220 207H222V212L220 213V211H219V213L220 214H218V216L216 215V213L214 212L215 211V209L214 208H216V212H218V206L216 207V205H215V203H212V202H216V200L215 201H213V200H211L210 202L212 203V205H211V207L213 206V204H214V206L212 207L213 209H210V208H208L207 207V210H206V207L204 208V206H203V204H202V206H203V208L202 207H200V205L198 204L199 202H203V201H207V202H209V200L210 199H212L213 197H211L212 195H210V194H208L209 192H211V194H212V191H208V193H204V192H206V191H204V192H196V191H193V194L191 195L190 193H188V194H186V195H189L188 197H190V199L192 198V199H194V198H196L197 200H198V202L196 201V203L195 204H192V201H191V205L190 206H184V202H182L183 203V206L185 207V208H187V209H189V210H191L190 211V213H192V214H190L189 216L191 217H189L188 216V214L186 213V212H183L182 211V213H180L181 212V207H179L180 209H178V210H180V211H178L179 212V218L180 219H178V220H180V222L178 221V225L176 226V228H175V230H173L174 228V226L172 225V224H170V223H168V227L170 226V225H172V227H169V228H171L172 229V231H178L180 228V226H182V227H187V228H189L188 226H187V224H190L191 226L192 225H194L193 223V221L192 220H196V219H199V220H202V219H204L203 217H205L206 215L207 216H210L209 218H211V219H214V220H212L211 221V224L209 223V221H208V225H207V228H208V230L206 231L205 230V232H207L208 233V231L210 230H214V228H215V230H216V228H217V230L218 229H220L222 232L224 231V228L225 229H227V231L225 230L224 231V233H225V235H226V237L227 236H231L232 237V234L233 233H239V231H241L243 228H247V224H249L250 223V226H251V222H250V220L253 218L252 216H256L255 214H257L259 211H260V213H261V210H264V183H263V180L264 179H262V178H264V126L262 127V128H259V130L257 129V131H255ZM173 130V129H172ZM190 130H191V132H190ZM249 130V129H248ZM117 131H118V129H117ZM134 131H135V129H134ZM168 131V130H167ZM164 132V131H163ZM183 132V131H182ZM198 131H196L195 133H192V135H196L197 136V133ZM21 133V132H20ZM158 133V132H157ZM206 133V132H205ZM112 134V133H111ZM127 136H126V135ZM137 134V135H136ZM139 134H141V135H143V136H141L140 137V135ZM147 134L148 135H150V136H152V138L151 137H149V136H147ZM146 135V137H144ZM169 135V134H168ZM194 135V136H195ZM200 135H202V134H200ZM204 135V134H203ZM234 135V134H233ZM250 135V136H249ZM126 136V137H125ZM170 136V135H169ZM189 136H190V134H189ZM225 136V135H224ZM123 137H125V138H123ZM186 137H187V135H186ZM191 137V136H190ZM231 137V136H230ZM229 137V138H230ZM236 137H237V135H236ZM127 138V139H126ZM164 138V137H163ZM189 138V137H188ZM234 138V139H233ZM160 141H159V140ZM203 139H204V137H203ZM233 139V140H232ZM237 139V138H236ZM151 140H155L154 142H152ZM162 140V141H161ZM190 140V141H189ZM189 140L186 138V141L187 142H183V143H181L182 142V140H181V142H178V140H177V142L180 144V146H178L179 144L177 143V146L176 145H174V146H176V148H182V149H184L185 151H187L186 149H188V147L191 145V139L189 138ZM228 140H229V142H228ZM245 140V141H244ZM101 141V140H100ZM103 141V140H102ZM104 141H106L105 139H104ZM206 141V140H205ZM227 141V142H226ZM246 141L247 142H249V145L250 144H255L256 146H254V145H251L252 147H256L257 148V150L256 151H252V153L250 152H247L248 150H245L244 149V145L248 148L249 146H247V144H246ZM116 142V143H115ZM171 142V141H170ZM190 143V144H189ZM204 143V142H203ZM207 143V142H206ZM227 143H229V145L227 144ZM162 144V143H161ZM208 144V143H207ZM206 144V145H207ZM221 144H222V142H221ZM189 145V146H188ZM198 145H200V144H198ZM208 145H210V144H208ZM207 145V146H208ZM223 145V147L221 146V148L222 149H224V144H222ZM156 146V147H155ZM169 146V145H168ZM186 146H188V147H186ZM211 146V145H210ZM250 146V149L252 148ZM258 146V147H257ZM203 147V146H202ZM213 147V146H212ZM216 146H214V148H211V149H215V150H217L216 148H215ZM228 147H227V149L226 150H228ZM245 147V148H246ZM41 148H43V147H41ZM172 148V147H171ZM219 148H220V146H219ZM173 149H175V147L174 148H172V150ZM180 150V151H184V150ZM203 149V148H202ZM221 149V150H222ZM225 150V151H226ZM42 151V150H41ZM51 151V150H50ZM151 151H153V150H151ZM161 151H162V149H161ZM167 151V150H166ZM207 151V150H206ZM44 152H48V151H46V150H44ZM121 153V152H124V153H127V154H124L123 153V155L122 156H124V155H129V156H127V157H129V159L128 160H125L124 158H122V156H121V165H120V168L118 167L119 165H116V167L117 168H119V170H112V168H109L110 166H105L106 164V162H108L109 163V161H112V160H114L115 158H117V153ZM148 152H150V151H148ZM147 151H146V153H148ZM189 152V151H188ZM211 152V153H210ZM144 153V152H143ZM152 153V152H151ZM202 154V153H201ZM225 154V153H224ZM173 155V154H172ZM190 155V154H189ZM199 155V154H198ZM176 156V155H175ZM59 157V158H58ZM126 157V158H127ZM155 157V156H154ZM171 157V156H170ZM181 156H179V158H180ZM187 157V156H186ZM56 158V157H55ZM177 158H178V156H177ZM36 159V158H35ZM125 160V161H124ZM149 160H151V158H149ZM184 160V159H183ZM191 160V159H190ZM194 160V159H193ZM192 160V161H193ZM138 162V164L140 165H142V166H140V167H138V164H136ZM140 162V163H139ZM143 162V163H142ZM49 163V164H48ZM191 163V162H190ZM211 163V164H210ZM37 164V163H36ZM105 164V165H104ZM111 164V163H110ZM211 165V167L209 166V167H207V165ZM34 165H35V163H34ZM137 165V166H136ZM21 166V165H20ZM36 166V165H35ZM115 167V166H114ZM115 167V168H116ZM15 169V168H14ZM111 169V170H110ZM132 169V170H131ZM147 169V168H146ZM31 170V171H30ZM145 170V169H144ZM197 172V173H195V172ZM155 172V171H154ZM201 172V173H200ZM159 173H161V174H159ZM182 173V174H181ZM198 173H200V174H198ZM203 173V174H202ZM100 174H105L104 176H102V177H100L101 175ZM185 174V175H184ZM231 174H229V175H231ZM47 175V176H46ZM51 175V176H50ZM90 175H92V177H93V175L95 176H97V175H100L99 176V178H100V180L98 181V182H96L95 180H94V182L93 183H91L90 181H91V179H90V181L89 182H87V183H85V184H83L82 182L83 181H81V183H78L81 179H83L84 180V178H88V177H90ZM199 175V176H198ZM20 176H19V178H20ZM177 176V177H176ZM181 176H183V177H181ZM202 176V177H201ZM10 177H11V175H10ZM140 177V176H139ZM143 177V176H142ZM148 177V176H147ZM154 177V176H153ZM175 177H176V179H175ZM213 177V178H212ZM223 177V178H224ZM131 179V181H132V185H129V184H126V182H127V180H129L130 181V179ZM141 178V177H140ZM143 178H145V177H143ZM151 178V177H150ZM191 178V179H190ZM212 178V179H211ZM229 178V179H228ZM147 179V178H146ZM145 179V180H146ZM178 179V181H175V180H177ZM190 179V180H189ZM88 180H89V178H88ZM88 180H86L85 179V181H88ZM93 180V179H92ZM142 180L143 179H141V182H142ZM145 180H143V181H145ZM194 180V179H193ZM196 180V179H195ZM203 180H202V183H204L203 182ZM38 181H39V183H38ZM151 181V180H150ZM182 181V182H183ZM224 181V180H223ZM232 180H230L229 182H228V184L231 182ZM13 182V181H12ZM41 182V183H40ZM46 182V181H45ZM49 182V181H48ZM113 182H115L114 184H113ZM177 182V183H176ZM208 182H210V185H209V183ZM222 182V181H221ZM226 182V181H225ZM225 182H223V183H225ZM253 182H255V184H258L259 186L256 188V185L254 186L255 187V189H254V191H253V186L252 185H250V184H252ZM10 183V182H9ZM47 183V182H46ZM45 183V184H46ZM113 184L114 186H110L111 184ZM250 183V184H249ZM81 184H83V185H81ZM226 184V183H225ZM234 184V183H233ZM237 184V185H238ZM47 186H48V184H46ZM199 185V184H198ZM249 185H250V187H249ZM10 186V185H9ZM178 186H179V184H178ZM181 187H183L182 185H180ZM211 186V187H210ZM231 186H234L235 188H236V185L234 184V185H232L231 184ZM239 186V185H238ZM14 187H15V185H14ZM21 187V186H20ZM217 187V188H216ZM228 187V186H227ZM227 187H225V188H227ZM19 188V187H18ZM36 188V189H35ZM200 188V187H199ZM205 188V187H204ZM203 188V189H204ZM213 188H211V189H213ZM234 190H233V189ZM243 188V187H242ZM251 190H250V189ZM11 189V188H10ZM185 189V188H184ZM202 189V190H203ZM228 189V188H227ZM259 190V191H257V192H255V190ZM36 190V191H37ZM41 190H43V191H46V189L44 188V189H41ZM40 190V191H41ZM67 190H69L71 193L69 194V191L67 192ZM173 190V189H172ZM190 190V189H189ZM198 190H200V189H198ZM217 190H216V192H217ZM220 190V189H219ZM218 190V191H219ZM245 190V189H244ZM21 191V190H20ZM19 191V192H20ZM66 191L69 195L67 196L64 192ZM234 191V192H233ZM1 192H3V193H7L8 191H2L1 190ZM115 192V193H114ZM168 192V191H167ZM172 192V191H171ZM174 192V191H173ZM173 192H172V194H173ZM189 192V191H188ZM191 193H192V190L190 191ZM194 192H196V193H194ZM238 192H239V190H238ZM2 193V194H3ZM106 193H108V191L106 192ZM62 194H65L64 196H62ZM110 194V193H109ZM119 194V195H120ZM167 194V193H166ZM165 194V195H166ZM171 194V195H172ZM195 194V196H193ZM236 194V193H235ZM139 195V196H138ZM151 195V194H150ZM170 195V194H169ZM168 195V196H169ZM219 195V194H218ZM217 195V196H218ZM220 195H221V193H220ZM243 195V194H242ZM246 195V194H245ZM1 196V195H0ZM35 196V195H34ZM34 196H32V197H34ZM37 196V195H36ZM114 196V195H113ZM153 196L155 197V194L153 193ZM156 196H159V195H156ZM167 196V195H166ZM173 196V195H172ZM191 196H193V197H191ZM13 197V196H12ZM39 197V196H38ZM41 197V196H40ZM39 197V198H40ZM137 197V198H136ZM145 197V196H144ZM152 197V196H151ZM236 197L237 198H240L239 200H236ZM243 197V196H242ZM11 198V197H10ZM110 198V197H109ZM116 198V197H115ZM135 198V199H134ZM219 198V199H218ZM28 199V198H27ZM32 199H35V197L34 198H29L28 200H26L27 202H29L30 203V205H32V202H33V200ZM99 199H100V201H99ZM107 199H108V197H107ZM32 200V201H31ZM97 200V201H96ZM203 200V201H202ZM219 200H221V201H219ZM241 200V201H240ZM31 201V202H30ZM102 201V202H101ZM111 201V202H112ZM162 201V200H161ZM11 202V203H10ZM9 202V200H8V202L7 201H3L2 199H0V208H4L5 207V209H6V207L8 208V209H10L11 210V208H12V210L15 208V210L14 211H17V210H20V209H18L19 207L18 206H16V202H12V201H10ZM27 202H25L26 203V205L28 204ZM35 202V201H34ZM150 202V201H149ZM194 202V201H193ZM16 203V204H15ZM25 203H23V204H25ZM45 203V204H46ZM118 203V202H117ZM143 203V202H142ZM167 203V202H166ZM217 203V202H216ZM246 203H248L247 205H246ZM16 206V207H14V205ZM41 204H42V202H41ZM153 204V203H152ZM179 204V203H178ZM177 204V205H178ZM208 204V203H207ZM30 205H27V207H25L24 209H22V210H20V212L22 213V212H24L23 210H27V208H28V206H30ZM35 205V204H34ZM169 205V204H168ZM176 205V206H177ZM181 205V204H180ZM186 205V204H185ZM188 205V204H187ZM20 206V205H19ZM46 206V205H45ZM161 206V205H160ZM9 207H11V208H9ZM14 207V208H13ZM86 207V208H85ZM92 207V206H91ZM116 207L118 208V209H116ZM145 207V206H144ZM165 207V206H164ZM174 207V206H173ZM16 208H17V210H16ZM22 208V207H21ZM45 208V207H44ZM136 208V207H135ZM178 208V207H177ZM176 207H175V211H176V209H177ZM29 209V208H28ZM43 209V208H42ZM80 209L78 210V211H80ZM89 209H90V207H89ZM93 209V210H94ZM161 209V208H160ZM173 209V208H172ZM210 209V210H209ZM4 210V209H3ZM25 210V211H26ZM34 210H36V209H34ZM33 210V211H34ZM40 210V209H39ZM81 210V211H82ZM112 211V213H111V211ZM141 210H143V209H141ZM147 210V209H146ZM185 210V209H184ZM221 210V209H220ZM32 211V212H33ZM41 211V210H40ZM43 211V210H42ZM59 211H61V212H59ZM64 211V212H63ZM89 211V210H88ZM110 211V212H109ZM135 211H136V209H135ZM138 211H140V209L138 210ZM185 211H188V210H185ZM11 212V211H10ZM10 212H7V213H10ZM13 212V211H12ZM29 212V211H28ZM35 212V211H34ZM50 212H47L46 214H44V216H42V217H40V215H37V217H40L41 218V222L44 220V223H45V221H46V223H48V224H43V222L41 223V222H39L38 220H37V218H36V220L34 219L35 217L32 215V218H30V220H34L35 221V223H38V224H36V225H32V226H34L35 228H36V231L37 230H39V228H40V230H39V233L41 232L42 234H40L42 237L44 236L45 237V239H47V235H45V234H43V230L45 229V228H47V227H49V225L51 226V225H54V224H52L53 222L51 221V220H49V218L48 217H52V216H50L51 214H53V213H50ZM108 212H109V214H108ZM128 212V211H127ZM134 212V211H133ZM167 212V211H166ZM177 212V211H176ZM189 212V211H188ZM264 212V211H263ZM2 213V212H1ZM16 213V212H15ZM27 213V212H26ZM84 213H86V212H84ZM130 213V212H129ZM128 213V214H129ZM156 213H157V210H156ZM11 214V213H10ZM33 214V213H32ZM71 214V213H70ZM83 214V213H82ZM135 214V213H134ZM139 214V213H138ZM149 214H150V216H149ZM168 214V213H167ZM1 215V214H0ZM58 216H62L61 214H57ZM90 215V214H89ZM131 215V214H130ZM133 215V214H132ZM136 215V214H135ZM154 214H152V216H151V213H149V212H147V216H146V214H139V218H141V217H143V220H144V222H147V223H150V222H152L150 225L152 226H154L155 225V220H157L156 218L157 217H155V215L153 216ZM193 215V216H192ZM214 215V216H213ZM216 215V216H215ZM258 215V214H257ZM263 215V214H262ZM3 216V215H2ZM8 216V215H7ZM7 216H6V218L4 217V219H7L8 220V218L10 217H8L7 218ZM30 216H31V214H30ZM57 216V217H58ZM69 216V215H68ZM83 216H84V214H83ZM146 216V217H145ZM157 216V215H156ZM169 216V215H168ZM172 216V215H171ZM13 216H11V218H12ZM54 218H56L55 216H53ZM66 217V216H65ZM120 217V216H119ZM148 217V218H147ZM149 217L151 218V217H154L153 219H154V221L152 220V218H151V220H150V222H148L149 221ZM252 217V218H251ZM11 218H9V219H11ZM16 218V217H15ZM18 218V217H17ZM19 218H21V220H19V221H21L22 223H25V224H27V223H29V221H27L25 218H28L27 216H25V217H23V215L21 216V217H19ZM25 219V221L23 220V219ZM70 218V217H69ZM71 218H72V216H71ZM89 218V217H88ZM113 218H114V220H113ZM139 218H138V220H139ZM158 218H160V216H158ZM58 219H60V218H58ZM254 219V218H253ZM7 220H5L6 222H7ZM13 219H11L9 222H11ZM65 220L66 219H64V222H65ZM69 220V219H68ZM72 220V219H71ZM123 220V219H122ZM142 220V219H141ZM160 220V219H159ZM157 221V222H160V223H162L163 222V220L164 219H162V222H161V220L160 221ZM168 220H170V219H168ZM172 220V219H171ZM194 220V221H195ZM255 220V219H254ZM16 221V220H15ZM18 221V222H19ZM37 221V222H36ZM52 222V223H50L49 224V222ZM56 221H57V219H56ZM60 221H61V219H60ZM76 221H77V223H78V220L76 219ZM75 221V222H76ZM2 222V221H1ZM63 222V221H62ZM68 222V221H67ZM67 222L65 223V224H67ZM73 222V221H72ZM165 222H166V220L164 221V225H165ZM191 222H193V223H191ZM199 222V221H198ZM206 222V221H205ZM255 221H253V223H254ZM8 223V222H7ZM12 223V222H11ZM11 223H9L10 225H8V228L7 229H4V227L5 226H7V225H3V227L1 226V228H0V234H4V233H7L8 234V237H14V236H16L17 234H13L14 232H11V230H13L14 231V229L16 230V227H14V226H11L12 224ZM16 223V222H15ZM31 223V222H30ZM29 223V224H30ZM138 223V222H137ZM137 223H135V224H137ZM146 223V224H147ZM40 224H42L43 226H45L44 227V229L42 230V228L41 227H43L42 225H40ZM60 224V226H62L61 224H63V223H59ZM58 224V225H59ZM69 224H71V223H68L67 225L68 226H70V228H66V227H61V228H63V230L61 229L59 232L60 233H62V231H64V233H62V234H60L59 236H58V238L57 239H59L60 237H63V238H60V241H61V243H62V247H58V248H56L55 247V250H57L58 249V251L60 252V251H62L63 250V248H65V246H70V244L71 243H73V241H76L77 243H79L80 242V240L82 241H84V237H85V235H83V236H81V234H82V232H84V231H82V229H83V227H82V225H81V227H79V225H78V227L77 226H75V227H77V229L79 230V231H82V232H80L81 234H79V231L78 232H76V231H73L72 229H73V227H74V225H77L76 223L73 225V227L71 228V226L72 225H69ZM79 224H81L80 223V221H79ZM83 224V223H82ZM115 224H113L114 225V227H115ZM128 224H132V223H128ZM128 224H126L127 226H128ZM142 224H143V222H142ZM145 224V225H146ZM158 224V223H157ZM163 224V223H162ZM162 224H161V227H162ZM255 224H257V223H255ZM1 225V224H0ZM30 225V227H32ZM48 225V226H47ZM57 224H56V226H54L53 227V229H55L56 230V232H57V226H58ZM93 225H94V227H93ZM121 225H122V223H121ZM149 225V224H148ZM166 225H167V223H166ZM186 225V226H185ZM39 226V227H38ZM66 226V225H65ZM112 226V225H111ZM131 226H133V225H131ZM131 226L129 227L130 229H132V230H130L129 229V231H128V233H127V230H126V232L125 233H127L128 234V236H130L131 234H132V232H134L135 231V227H133V228H135V229H133V228H131ZM142 226V225H141ZM147 226V225H146ZM200 227H201V225H199ZM246 226V227H245ZM12 227V229H10ZM14 227V228H13ZM19 226H17V228H18ZM22 228H24L23 226H21ZM20 227V228H21ZM34 227H32V228H34ZM74 227V228H75ZM113 227V226H112ZM156 227H158V225L156 226ZM160 227V226H159ZM160 227V228H161ZM168 227H164V228H168ZM181 227V229H180V231L181 230H183V228ZM52 228V227H51ZM60 228V227H59ZM86 228H84V229H86ZM94 228V229H93ZM108 228V227H107ZM121 228V227H120ZM139 228V227H138ZM147 228V227H146ZM177 228H179L178 230H177ZM186 228V229H187ZM222 228V229H221ZM49 230H51L50 229V227L48 228ZM52 229V230H53ZM141 229H142V227H141ZM143 229H144V227H143ZM143 229H142V231H143ZM171 229H169V230H171ZM28 230V231H27ZM26 230V228H25V230H24V232H21V229L19 230L18 229V232L20 231V236H16V238H15V240H13V241H17V239H19L17 242L18 243H20V241L22 240V241H28L29 240V243H30V241H32V239L30 238L31 236H32V234H36V233H38V232H36V233H33L34 231H32V230H35V229H30V228H28ZM100 230V229H99ZM120 230V229H119ZM158 230H159V228H158ZM164 230V229H163ZM191 230V229H190ZM216 230V231H217ZM244 230V229H243ZM17 231V230H16ZM43 231V232H42ZM48 231V230H47ZM88 231V232H89ZM96 231H98V229L96 230ZM96 231H94V233L96 232ZM130 231H131V233H130ZM141 232V230H140V228L137 230L136 229V231H135V233H136V238L134 239V244L136 243L137 244V246H138V248L139 249H141V251L144 249L143 248V246H140V244L142 245V243H140V241H138V238L139 239H141L142 241H144V244H146L145 243V240H143L142 239V237L141 236H138L137 235V233L138 232ZM153 232H155L156 231V229L155 230H152ZM152 231H148L150 234L149 235H147L148 234V232H147V230H146V232L144 231V234L146 233V238L148 237V236H150L153 232ZM160 231V230H159ZM158 231V232H159ZM165 231V230H164ZM163 231V233H161V235L162 234H164V233H168L167 235H169V237L171 238L172 236L171 235H173L174 234V232H172V233H170L171 231H167V232H164ZM180 231H178V233L180 232ZM186 231V230H185ZM192 231V230H191ZM201 231V230H200ZM215 231V232H216ZM246 232H244V231H242L243 233H241L240 234V238L242 239L244 236L245 237H247L248 238V235L246 234L247 233V229L245 230ZM11 232V233H10ZM86 233H88L87 231H85ZM100 232V231H99ZM108 232V231H107ZM123 232V231H122ZM139 232V234H143V232H141L140 233ZM152 232V233H151ZM161 232H162V230H161ZM182 232V231H181ZM213 232V231H212ZM22 233V234H21ZM49 233V232H48ZM47 232H46V234H48ZM108 233H110V232H108ZM195 233V232H194ZM199 233H201V232H199ZM207 233H205L204 234V236L205 237H208V238H213L212 240H214V237L212 236V234H211V236L212 237H210V233L209 234H207ZM238 233H237V237L236 236H233V237H236V238H233L232 237V240H230V239H227V240H229V241H227V242H229V243H231L232 245L230 246V248L232 249H228V248H226V250L225 249H222V248H219V249H221V251L217 248V247H215V243L217 242V240L219 239V237H218V239H215L214 241H208V240H205L204 238V240H202V241H204V242H207L208 244L207 245H205L204 243H203V245L205 246V248L202 246V247H200V249L199 248H196V247H194L192 244H191V242H189L188 243V247H190L188 250H186L185 248H183L184 250H185V252H190V253H186L185 254V252H184V250H180L182 253H184V254H182V253H180L179 252V254L178 255H180L181 254V256L182 257H184V260H189V258L191 259V258H194L195 257V255L196 254H198V251L200 250L201 251V249H202V253L199 251V253H201L203 256H204V258H206L207 257V255H205L204 254V252L206 253V254H208V253H210V254H212L213 255V257L211 258H209V254H208V257L206 258V260L204 259V258H201L203 261H205L204 263H206V264H217V263H215V262H217L221 257H225V256H229L230 254H232L233 256H234V254L233 253H235L236 255H238L240 252H238L237 251V249L236 248H234L235 247V245H234V239H235V241L236 240H240V238H238L239 237V235H238ZM245 233V234H244ZM7 234H4V235H7ZM85 234V233H84ZM97 234V233H96ZM102 233H99V234H97L96 236L99 238V236L101 235ZM120 234V233H119ZM134 234V233H133ZM133 234H132V236L131 237H133ZM166 234H165V239H164V244L166 245V247H167V241L168 240H166ZM176 234V233H175ZM175 234H174V236H175ZM193 234V233H192ZM207 234V235H206ZM217 234V233H216ZM223 234V233H222ZM242 234H244V235H242ZM51 234L49 233V235L48 236H50ZM90 235V234H89ZM93 235V234H92ZM156 235H158V234H156ZM160 234H159V236H161ZM179 235V234H178ZM184 235H185V232H184ZM187 235V234H186ZM235 235V234H234ZM2 236V235H1ZM1 236H0V238H1ZM36 236V235H35ZM35 236H33V237H35ZM57 236V235H56ZM143 236V235H142ZM154 237H155V235H153ZM153 236H150V237H148V238H151V237H153ZM197 236V235H196ZM201 237H202V235H200ZM199 236V237H200ZM220 236V235H219ZM243 236V237H242ZM12 237V238H13ZM19 237V238H18ZM42 237H38V236H36V238H35V240L37 239V241L39 242V244H46L47 243V241L46 240H44V239H42ZM97 237L95 238V240L97 239ZM125 237L126 238H128L126 235H125ZM141 237V238H140ZM162 238H164V235H162L161 236ZM169 237H167V239L169 238ZM198 237V236H197ZM200 237V238H201ZM244 237V238H245ZM38 238H39V240L41 241V239L43 240V241H41V242H43V243H41L39 240H38ZM41 238V239H40ZM49 238V242H50V238L51 237H48ZM92 238V237H91ZM101 238V237H100ZM116 238V237H115ZM115 238H113L112 239V237H111V239L113 240H110V237H109V240L111 241V242H115V243H113V244H115V247H121L122 246V248H115L113 245H112V243H110V245H111V249H114L115 250V252H111L112 254L114 253V254H116V255H112L111 253H108V255L110 254V257L112 256V257H115V256H117L119 253V251H120V249H121V251H122V249H123V246H124V244L121 242V240L120 239H118V245L116 246V244H117V241L115 240ZM157 238V237H156ZM169 238V239H170ZM173 238H175V237H173ZM217 238V237H216ZM238 238V239H237ZM243 238V239H244ZM247 238H245V239H247ZM2 239V238H1ZM27 239V240H26ZM31 239V240H30ZM63 240V242H62V240ZM137 239V240H136ZM199 239V238H198ZM222 239V238H221ZM221 239H219V240H221ZM226 239V238H225ZM263 239H264V237H263ZM6 240H8V239H6ZM77 240H79V242L77 241ZM136 240V241H135ZM148 240V239H147ZM150 240V239H149ZM148 240V241H149ZM154 240H156V239H154ZM166 240V241H165ZM174 240V239H173ZM224 240V239H223ZM21 241V245L23 246V242ZM45 241V242H44ZM59 241V240H58ZM60 241H59V243H60ZM83 241L82 242H80L81 244L83 243ZM96 241H98V239L96 240ZM130 241V240H129ZM137 241L140 243V244H138L137 243ZM1 242V241H0ZM107 242V241H106ZM122 243V244H120V243ZM128 242V241H127ZM154 242V241H153ZM161 242V241H160ZM162 242V243H163ZM169 242V241H168ZM200 242V241H199ZM209 242H211V243H209ZM237 242V241H236ZM3 243L5 244V242H4V239H3ZM3 243H2V245H3ZM8 243H10V242H8ZM8 243H6V244H8ZM13 243V242H12ZM32 243V242H31ZM50 243H52V242H50ZM170 243H171V240H170ZM170 243H169V245H170ZM183 243V242H182ZM186 243V242H185ZM212 243H214V245L212 244ZM248 243V242H247ZM5 244V245H6ZM11 244V243H10ZM10 244H8L9 246H11ZM25 244H28V243H25ZM24 244V245H25ZM39 244L38 245H36L37 247H39ZM76 244V243H75ZM75 244H73V245H75ZM127 244V245H126ZM125 244V251H126V249L127 248H129V247H127L128 246V243H126ZM133 244V246H135ZM148 244V243H147ZM172 244V243H171ZM187 244V243H186ZM201 244V243H200ZM209 244L211 245H213V247H212V245L211 246H209ZM5 245H3V246H5ZM21 245H19V246H21ZM41 245V246H42ZM72 244H71V246L72 247H76L77 246V244L75 245V246H73ZM130 245H131V243H130ZM169 245H168V247H169ZM177 245H178V243H177ZM193 246V247H191V246ZM198 245V244H197ZM202 245V244H201ZM262 245V244H261ZM261 245H259V246H257V247H255L256 248V250L257 251H254L253 249V251L254 252H259V253H261L263 250H264V248L263 249H261L262 247H264V243H263V245L261 246ZM28 246V245H27ZM27 246H25V247H27ZM30 246V245H29ZM35 246V247H36ZM70 246V247H71ZM81 246V245H80ZM90 246V245H89ZM132 246V247H133ZM145 246V245H144ZM149 246V245H148ZM148 246H146L147 247V249H148ZM164 246V245H163ZM209 246V247H208ZM233 246V247H232ZM1 247V246H0ZM5 247H7V249H8V246L6 245ZM4 247V249L6 250V248ZM34 247V248H35ZM69 247V248H70ZM94 248L96 247L95 245L93 246ZM131 247V248H132ZM142 247V248H141ZM145 247V248H146ZM186 247H187V245H186ZM260 247V248H259ZM18 248V247H17ZM24 248V247H23ZM32 248V247H31ZM42 248V247H41ZM43 248L44 249H46L44 246H43ZM51 248V251H50V249H49V251L50 252H53L54 251V249L52 248V247H50ZM68 248V247H67ZM97 248H98V246H97ZM155 248H157V247H155ZM179 248V247H178ZM194 248V249H193ZM195 248L198 250H195ZM210 248V249H209ZM216 248V249H215ZM19 249V248H18ZM52 249H53V251H52ZM66 249V248H65ZM87 249V248H86ZM107 249V248H106ZM117 249V250H116ZM119 249V250H118ZM123 249V250H124ZM164 249H165V247H164ZM168 249V248H167ZM182 249V248H181ZM190 249H193V250H195V251H193V252H196V253H193V252H191V250ZM206 249H208V251L206 250ZM10 250H13V248L11 249L10 248ZM26 250V249H25ZM67 250V249H66ZM92 250V249H91ZM134 250V249H133ZM136 250V249H135ZM158 250V249H157ZM169 250V249H168ZM171 250V249H170ZM169 250V251H170ZM212 252H211V251ZM215 250V251H214ZM218 250V251H217ZM237 251V253L236 252H234V251ZM0 251H1V249H0ZM2 251H4L3 249H2ZM14 251V250H13ZM18 251H21L20 249L18 250ZM23 251H24V249H23ZM46 251H47V249H46ZM57 251V252H58ZM64 251L65 250H63V253H64ZM69 251V250H68ZM67 251V252H68ZM120 251V252H121ZM140 251V252H141ZM166 251V250H165ZM164 251V252H165ZM207 251V252H206ZM230 252V254L228 253L227 254V252ZM233 251V252H232ZM240 251V250H239ZM252 251V252H253ZM8 252V251H7ZM28 252V251H27ZM35 252H36V250H35ZM35 252H33V253H35ZM42 252V251H41ZM66 252V251H65ZM74 252V251H73ZM94 252V251H93ZM122 252H124V251H122ZM150 252V251H149ZM161 252V251H160ZM223 252H225V254L223 253ZM30 253V252H29ZM46 253V252H45ZM56 253V252H55ZM91 253V252H90ZM118 253V254H117ZM168 253V255H170L169 254V252H167ZM192 253V254H191ZM215 255H214V254ZM221 253H223V254H221ZM258 253V254H259ZM47 255L49 254V255H51L52 256V254H50L48 251H47V253H46ZM59 254V253H58ZM62 254V252H60V254L59 255H61ZM69 254V253H68ZM122 254V253H121ZM125 254V253H124ZM124 254H122L120 257H122V256H124ZM130 254V253H129ZM163 254V253H162ZM245 254V253H244ZM8 255V254H7ZM34 255V254H33ZM37 255V254H36ZM41 255H42V253H41ZM126 255V254H125ZM184 255H186V256H189V258L188 257H186V256H184ZM192 255V256H191ZM194 255V256H193ZM202 255L200 256V257H202ZM219 255H222V256H219ZM236 255H235V257H236ZM253 255H255V254H253ZM8 256H10V255H8ZM35 256V255H34ZM50 256V258H52ZM56 256V255H55ZM54 256V257H55ZM88 256V255H87ZM96 256V255H95ZM180 256V257H181ZM206 256V257H205ZM239 256H241L240 254H239ZM238 256V257H239ZM255 256H257V255H255ZM260 256V255H259ZM12 257H14L13 255H12ZM11 257V258H12ZM27 257H28V259H27V264L29 263L28 261H29V255H28V253H27ZM32 257V256H31ZM57 257V256H56ZM109 257V258H110ZM120 257H118V258H120ZM0 258H2V254H1V252H0ZM26 258V257H25ZM39 260H40V262H47V260H43V259H41V257H40V255H39V257H37ZM43 258L44 259H46V257L45 256H43ZM49 258V259H50ZM85 258V257H84ZM118 258H111V259H113L114 261H116V259L118 260ZM124 258V257H123ZM122 258V259H123ZM178 258H179V256H178ZM215 258V259H214ZM33 259V258H32ZM86 259V258H85ZM106 261H105V260ZM104 261H105V263L107 264V262H109V264L110 263H112L109 259H108V256H107V258H105L104 257ZM183 259V258H182ZM181 259V260H182ZM214 259V261L212 262V260ZM216 259H217V261H216ZM13 260V259H12ZM38 260V261H39ZM92 260V261H91ZM98 260V259H97ZM97 260H93L92 259V257L90 258V261L88 262L89 264L90 263H92L93 261H95L94 263L95 264H98L99 263V261L97 262ZM101 260H102V258H101ZM100 260V261H101ZM124 260V259H123ZM159 260V261H158ZM161 260H162V262L164 261V258H161V257H159V258H157V262L159 263V264H162V262H161ZM175 260V259H174ZM177 260V259H176ZM211 260V261H210ZM50 261V260H49ZM104 261H101V263L100 264H104ZM121 261V260H120ZM208 261H210V262H208ZM232 261V260H231ZM237 262H239L240 264H242V263H244V261L242 260L241 262L239 261V260H236ZM236 261H234L235 263H236ZM10 262V261H9ZM13 262V261H12ZM11 262V263H12ZM25 262V261H24ZM37 262V261H36ZM177 262V261H176ZM208 262V263H207ZM2 263V262H1ZM14 263V262H13ZM22 263V262H21ZM30 263H31V258H30ZM114 263V262H113ZM119 263V262H118ZM155 263V262H154ZM164 263H165V261H164ZM203 263V262H202ZM239 263H237V264H239ZM15 264V263H14ZM31 264H33V263H31ZM38 264V263H37ZM39 264H41V263H39ZM44 264V263H43ZM75 264V263H74ZM83 264V263H82ZM93 264V263H92ZM145 264V263H144ZM231 264H233V262H231Z\"/></svg>",
	"mask_w": 264,
	"mask_h": 264
}]
</instances>
